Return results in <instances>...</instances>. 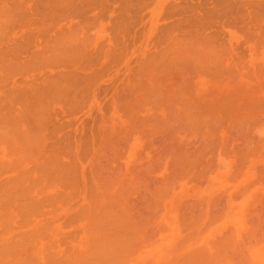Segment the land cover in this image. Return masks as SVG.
<instances>
[{"label": "rangeland", "instance_id": "1", "mask_svg": "<svg viewBox=\"0 0 264 264\" xmlns=\"http://www.w3.org/2000/svg\"><path fill=\"white\" fill-rule=\"evenodd\" d=\"M7 2L6 3H9L8 4V7H12V9H10L9 8V10H8V15H10V19H9V21L11 22V25H10V23H9V25L11 26V27H13V25H12V22L14 21L16 24H15V28L14 29H16V30H14L13 28H11L10 29V26H9V30L7 29V27H6V33H7V30H8V32L9 31H11V32H13V33H11L13 36H17V39L14 37V39H15V41L12 39L13 38V36H11L10 37V35L9 36H6L5 38L7 39V37H8V41L6 40V42H8V44L10 45H12V46H9L8 44H6L7 46H5V44H0V49H1V51L3 50V51H6V50H9V49H11V48H15V51H14V49H12L13 50V52H12V50H10V51H8V52H4V53H2V54H0V56L1 55H3L4 57H2V59L3 58H6L5 56H7V57H9V58H6V60H10L11 58H12V60H13V58H15L14 56H16V58L11 62V60L9 61L8 60V62L9 63H7V61H5V60H3V67H5L6 66V64H8V65H12V63H15L14 65L15 66H19V65H21V64H23V62L25 63V65H21V66H19L18 68L17 67H15V66H13V69H12V67H10V66H8V67H10V70L12 69L13 70V72L12 73H10V72H8L9 74H7L9 77H10V80L12 81V82H10V81H5V83H7L8 82V84L10 85H8L9 87H6V84H4V88H6V89H8L7 91H8V93L10 92V91H13V93L12 92H10V93H12L13 95H15V94H17V91H18V94L16 95L17 97H20V98H18L17 99V102H21L20 100H23V97H25L26 95L27 96H30L28 93V89H30L29 88V86H30V84H32L33 82H35L36 80H38L37 81V83L39 82V83H42L41 85H44V84H46L47 85V83H49L52 79H56V81H58V80H61V79H63L65 76L67 77L68 75H66L67 73L69 74H72V75H74V76H76V77H72L73 78V80H75V79H78L79 81H77L78 82V84H80L79 86L80 87H82L83 85L82 84H88V86H86V90H87V92H88V89H87V87H90V89H91V93L90 92H88L89 94H90V96H89V98L90 99H88V102L87 101H85L87 98H85V97H83V99H85V100H83V105H82V101L81 100H79L80 99V97H79V94L80 95H83V96H85V95H87V92H85V94H84V91H85V88H84V90H83V88L82 89H79V90H82V92L80 91V93H79V91H78V88H79V86L77 85H74L75 83H73V82H75V81H71V83L74 85H72L71 87H72V89L71 88H67V87H70L69 85L71 84H69V85H67V87H66V85H65V83L67 82V81H63L64 82V85H65V87L67 88V90L69 89V90H71V91H69V92H71V95H70V93L69 92H65V91H67L66 90V88H64L63 87V85L60 83L59 85H61L60 87L63 89L64 88V90L65 91H63L64 93H66V94H68V95H70V96H68L69 98H72V96H73V99H72V102L73 103H75V105H81L80 106V108H79V110H78V108L76 109V107L77 106H74L75 107V110H73V106H71V109H70V107L68 106V105H65L66 104V101H65V103H64V101H63V99L61 100V101H63V102H60V100L59 101H57L58 99L57 98H62V96L64 95L63 93V95L61 96L60 94V96L59 97H57L58 95H56L55 97H56V102H60V104L61 103H63V105L61 104V106L59 107V105H58V103H57V105H56V103L55 102H53V101H51V100H49L50 102H52V103H49L50 104V106L48 107V112H46V113H50L49 111H51V114L49 115V117L50 118H53V119H51V121H49V120H47V122H51L50 124L51 125H47L48 127H46V125H45V127H46V129H47V132L46 133H44V135H45V137H43V139H46L47 141L46 142H44L43 140V145H42V147H40L41 149H43L44 148V146L45 145H47L46 143L47 142H49V141H51L52 143H50V144H52V145H50L51 146V148L52 147H54V148H56L55 146H65L64 144H66L65 142H64V138H65V140H67V138H71L73 141L72 142H70V144L71 143H76L77 144V146H76V144H72L71 146H73V145H75V146H73V147H71V148H73L72 149V151H77L78 153H79V151H80V149H82V150H85V153L86 152H88V153H86V154H88L89 155V151H86V148L85 147H87V146H83V144H86L85 142H84V140H86V142H87V144L88 145H90V147L88 146L87 148H90V149H92L93 151H95V152H97V149H100V148H102L104 145H103V139H104V137H106L107 135H108V131H109V128H110V131H112V129L113 130H115L116 128H117V126H113L114 128H112V122H110L109 120L110 119H112V121H113V125L115 124V125H118V127L119 128H117L116 129V131H115V133H114V131H112L113 133H111L112 135H117L118 137H121L122 138V135H123V137H125V142H127L126 141V137H127V135L128 136H130V138H131V140H132V138H133V142L130 140L129 142H127L128 144H129V147L128 148H125V144H124V147H123V143H125L124 141H122L123 139H121V138H118V139H120L121 141V143L122 144H119V140L117 139V138H114V141H112L111 140V136H110V134H109V136L111 137H106L105 139H104V141H106V140H108L109 139V141H106L107 143L109 142L110 143V140H111V142H113V143H111V144H114V142H115V139L116 140H118V141H116L115 142V145L117 146L118 144H119V147L120 148H116L114 145H113V147H115L116 149H114L110 144L108 145L106 142V144H105V146L106 147H110V149L108 148H106L105 146V152H104V149L102 148V150H103V153H106V154H108V156H116V154H119V156L121 155V156H123V157H121V158H118L119 156H116V159L115 160H121L122 162H124V164H123V169H122V171H123V173L126 175V177H127V175H129L130 174V176H131V174L132 173H130V172H128L127 170H125V169H128L129 171H132V169L134 168V170L136 169V172H138L137 171V169L138 168H141V169H143V167H146V165L148 164L149 165V163L148 162H146V161H149V160H153V159H155L156 160V156H157V154L159 155V154H161L160 156H165L164 155V153L166 154L167 153V151L168 150H170L169 148L171 147V149H172V146H170V144L168 145V147H167V145H166V143L168 142H166V139H168L169 141H170V139L169 138H173V134H174V132L175 131H177V127H178V129H180L179 127H181V128H183V130H185L186 131V133H185V131L183 132V133H185L186 135V137L185 136H183L184 134H181V132L179 133V134H181V135H179V134H177L176 132V135H175V137L174 138H176V136L177 135H179L180 136V138H179V136H177L178 137V140L181 142V140H183V138L184 139H186L187 141L186 142H188V148L185 146V148H187V149H191V151H195L194 153L193 152H189L188 153V151H187V153L186 154H191V156H192V158H190L191 160L192 159H194L195 158V162L196 161H199V159H200V161H205V162H203L204 163V166L206 165L205 163L207 162V161H209V156H214L212 159L214 160V162L215 163H210L209 164V166H207L206 165V168L207 167H209V168H207L206 169V171H209L208 173L205 171V173L208 175H206V174H204V170H205V168L204 169H202L201 168V166L203 165L200 161L199 162H196V164L197 165H199V166H196V164H194L195 165V167L197 168V169H193L194 168V165H193V160H192V163L190 162H188V163H186L185 165V170H187L188 172L190 171V170H193L194 172H197L198 173V169H200V171L202 170V172H203V174H201V176L199 175V173H198V175L195 177L194 175L195 174H197V173H193V175H191V174H189L190 176H188V172L187 171H185V173L187 172V176L184 178V180L186 181V178H187V180H188V177L189 178H192V181H190V180H188L187 182L188 183H186L185 185H186V189H185V187H183L182 188V194H178V193H180V191L177 193L178 195V198L176 199V198H174L173 199V201H175V200H177V202L175 201V202H173V203H178V205L179 206H183L182 207V209L183 208H185L186 209V207H187V204H189L190 205V202H191V204L193 203V202H195L196 200H199L200 199V203H203L204 202V200H206L207 198H205L204 200H203V202H201L202 200V193H204L205 195H207V196H211V198H212V200H214L213 201V203H212V200H210V198L208 199V202H209V200H210V202L212 203L211 204V206L210 205H208V204H206V201L204 202L206 205H208L209 207H210V210L212 211L213 210V212L215 211H217L218 209H220V207H221V209H222V207L224 206V204L226 205V202H227V198H229V196H231V191H232V193H234L236 190V192H237V194H239L240 193V191L242 190L241 188H240V186L242 187H244L245 185H246V183H247V186H251V184H252V182L251 183H249L248 184V182H249V180H250V177H251V179H253L254 178V182H257V185H259V184H261L262 183V185H261V189H262V187L264 188V182H261V180H262V177H263V173H264V159H263V156H264V152H262V151H264V115H262L263 114V112H264V109H263V107H264V60H263V58H264V49H261L260 47H259V52L260 53H258V51H256V49H258V46L260 45V44H258L259 43V41L257 42V46L255 45V46H253L254 44L252 43V42H255L256 40H259V37H262V30H263V32H264V0H77L76 2L77 3H74L75 2V0L73 1H71L72 3H70L69 4V6H68V4H66V5H64V3L65 2H67V0L63 3V1L60 3V0H6ZM79 1L81 2V3H79ZM2 2H4V0H0V3H2ZM48 2H50V3H48ZM83 2H85V3H83ZM11 3H14V4H16L17 5V3H18V5L20 4V6H15L14 4H13V6H12V4ZM79 3V4H78ZM11 4V5H10ZM74 4H76V5H79V7H77L76 5H74ZM82 4H84V5H82ZM82 6V8H81V6ZM228 5H230L231 7H232V5L234 6V7H236V9H234V7L233 8H231L230 6H228ZM13 7H14V10H13ZM21 7V8H20ZM77 7V8H76ZM225 8V9H224ZM229 8H231V9H229ZM223 9H224V12H225V14L223 13ZM234 9V10H233ZM14 12H13V11ZM17 12V13H16ZM21 14V15H20ZM227 14V15H226ZM20 15V16H19ZM22 17V18H21ZM26 17L28 18V19H26ZM7 18H8V16H7ZM8 21V20H7ZM14 22H13V24H14ZM34 22V23H33ZM37 23V25H36V23ZM43 22V23H42ZM44 22H45V25H44ZM46 23L48 24V28H46ZM7 24H8V22H7ZM31 24H33V25H31ZM35 24V25H34ZM40 24H41V26L42 25H44V27H43V29H42V27H39L40 26ZM51 25V28H50V25ZM93 24H95V26L93 27ZM20 26V27H19ZM22 26V27H21ZM36 26H38V27H36ZM84 26H86V27H84ZM33 27L35 28V29H38L37 30V32H36V30L34 31L33 30ZM53 27V28H52ZM78 27H81V28H78ZM18 28H20V29H18ZM40 28H41V30H40ZM45 28V29H44ZM68 28L70 29L69 31H68V33L66 32V30H68ZM73 28H74V31H76V34L74 33V31H73ZM84 28H86V29H84ZM23 29V30H22ZM51 29H53V31L51 30ZM55 29L56 30H59V34H61L62 35V32L60 33V30H63V36H64V30H65V32L67 33V34H70V31H71V33H73V34H75L76 36H78L77 34H80L83 30H87L88 32H90V34L87 32V34L83 31L82 33H81V36H82V38L81 37H78V38H80V39H78L77 41L78 42H80L79 44H77V46H74V44H73V49H75V47H77V49H80V50H77V49H75L76 51L75 52H73L74 50H72L71 48V46H70V50L69 51H71L70 52V54H68L69 53V51L67 52V51H61L59 48V51H61V53L58 51V53H55L54 54V56L57 54L58 56H59V54H62V52H67V55H69L68 57H67V55L66 56H64V57H62L61 55L59 56V59L60 60H58V61H54L53 62V60L52 61H48L49 63H50V67H48L49 65V63L48 62H46V63H48V64H45L44 63V65H43V63L41 62V61H43L44 62V58L43 59H41L43 56H42V53H49V52H52V53H49V54H44V55H46V56H48V58L50 57L51 59L53 58V56L51 57V55L50 54H53V48L51 49L50 48V44H52V43H58L59 41H61V37H60V39H59V37L58 36H60V35H58L57 34V32L58 31H55ZM75 29H77L78 30V32H77V30H75ZM97 29V30H96ZM18 30L21 32V33H23V34H21L20 32H18ZM44 32H43V31ZM48 30H50V31H48ZM41 31V32H40ZM80 31V32H79ZM92 31V32H91ZM43 32V33H42ZM48 33V36L46 35L47 33ZM55 32H56V34H55ZM94 32V34H91V33H93ZM16 33V34H15ZM26 33H27V36H26ZM36 33V34H35ZM37 33H39V34H37ZM57 35V37H58V39H57V37L56 38H54L55 37V35ZM9 33H7V35H8ZM19 34H21L20 35V37H19ZM25 34V35H24ZM89 34V35H88ZM258 34H260V35H258ZM29 35V36H28ZM36 35H37V37H36ZM51 35H54V36H52L51 37ZM71 35V34H70ZM75 35H73L74 37H75V41H76V39H77V37L75 36ZM88 35V36H87ZM91 35H92V37H93V39L91 38ZM94 35V36H93ZM169 35V36H168ZM170 35H175V41H176V39H177V41H178V39H180V40H182V41H184V39H186L187 37H189V36H193V37H197L196 39L197 40H205V41H207L208 43L210 42V44H205V45H207V46H205V45H203L204 46V48L206 47V49L208 50H206V49H203L202 50V47L203 46H201V48L199 47V49L200 50H198V49H196L195 50V48H194V46L192 47H190V51L187 49V48H189L188 46L187 47H184V49L186 48V52L185 51H183V49L181 50L183 53L185 52V54H187L188 52L190 53L191 51H192V49H194V52L195 51H199V54H198V52H196L197 53V55H196V53H194L193 51H192V53L193 54H191V56H193V57H191V56H188V55H190V54H188V55H183L182 53H181V55H180V51H177V50H179V48L180 47H183L182 46V44H180V47H179V45H178V47H174V48H177V50L176 51H172V50H174V48H172L173 47V45H172V47L170 46V44H172V42L170 41L171 39L172 40H174L172 37H174V36H170ZM3 36V35H2ZM33 36H34V41H33ZM66 36V35H65ZM64 36V37H65ZM68 36V35H67ZM89 36H90V38H89ZM264 36V35H263ZM26 37H28V38H26ZM48 39V40H46V38ZM49 37H51L53 40H55V41H53V42H51V43H49L50 41H51V39L49 38ZM70 37V36H69ZM83 37L85 38V37H88V38H85V40L83 41V40H81V39H83ZM5 38H1L0 37V40L2 39V41L5 39ZM19 38H20V40H19ZM25 40H24V39ZM43 38V43L41 44L40 42H42V39ZM73 38V37H72ZM169 38H171V39H169ZM184 38V39H183ZM262 38H264V37H262ZM12 39V40H11ZM28 41H27V40ZM50 39V40H49ZM56 39H57V41H56ZM92 39V40H91ZM169 41H168V40ZM261 39V38H260ZM12 42H11V41ZM19 40V41H18ZM64 40H65V38H64ZM67 40H68V37H67V39H66V41L65 42H67ZM81 40V41H80ZM5 41V40H4ZM3 41V42H4ZM13 41H14V43H13ZM33 41V42H32ZM46 41H48V42H46ZM62 41H63V38H62ZM1 42V41H0ZM3 42H1V43H3ZM6 42H4V43H6ZM10 42V43H9ZM18 43V46H17V43ZM21 42V43H20ZM25 42V43H24ZM77 42V43H78ZM82 42H84L83 44H82ZM171 42V43H170ZM19 43H20V45H19ZM31 43H32V45L33 46H31ZM39 43V44H38ZM48 43H49V45H48ZM63 43V42H62ZM72 43V42H71ZM73 43H74V40H73ZM170 43V44H169ZM15 46H14V45ZM26 45V46H22V45ZM66 44V43H65ZM70 44V43H69ZM80 44H82V47L83 46H86V47H84V48H82L81 46H80ZM167 44L169 45V46H167ZM222 44H223V46H222ZM36 45V46H35ZM75 45H76V43H75ZM78 45H79V47H78ZM209 45H210V47H209ZM3 46H5V48H3ZM10 48H9V47ZM21 46H22V49H23V51H21ZM52 46V45H51ZM53 46H54V44H53ZM186 46V45H185ZM212 46V47H211ZM221 46V47H220ZM7 47V48H6ZM27 47V49H26V51H25V48ZM55 47H56V45H55ZM224 47V48H223ZM253 47L255 48L254 50L256 51H254L253 50ZM257 47V48H256ZM19 48V49H18ZM29 48H30V50L33 48V50H32V52L31 51H29ZM67 48H69V47H67ZM82 48V49H81ZM170 48V49H169ZM171 48H172V50H171ZM210 48V49H209ZM250 48V49H249ZM6 49V50H5ZM44 49H46V50H44ZM51 49V50H50ZM84 49H86V50H84ZM213 49V50H212ZM220 49V50H219ZM17 50H19V51H17ZM50 50V51H49ZM81 50H84V51H86V55H88V56H86L84 53H82V54H84V55H81V56H86V57H80V52H84V51H81ZM169 50L171 51V52H169ZM188 50V51H187ZM205 50V51H204ZM215 50V52H213L212 53V51H214ZM222 50L224 51L225 50V53L223 54V52H222ZM253 50V51H252ZM1 51H0V53H1ZM2 51V52H3ZM27 51H28V54H27ZM34 51V52H33ZM79 51V52H78ZM216 51H218V53L217 54H219L220 52H222V55L223 56H225V57H221L222 58V60L223 59H225V60H223L222 61V64L220 65V64H218L217 65V63L216 62H218V63H220L221 62V60H220V62H219V59H220V57L219 56H221V54H219L218 56L216 55ZM11 52V53H10ZM21 53L19 56H17L16 54H18V53ZM25 52V53H24ZM31 52V53H30ZM57 52V51H56ZM76 52H78L77 53V55L75 54V56L76 57H78L77 59H75L76 57L75 56H72V55H74V53H76ZM173 52H175V53H173ZM202 53V55H203V58H202V55H200L201 53ZM204 52H206V53H208V54H204ZM210 52V53H209ZM251 52H252V54L254 55V54H256V56L254 55H252L251 54ZM10 53V54H9ZM24 55H23V54ZM39 54V55H37V54ZM71 53H73L72 55H71ZM109 53V54H108ZM170 53V54H169ZM178 53V54H177ZM262 53V54H261ZM12 54H13V56H12ZM25 54H26V56H30V54H31V58H30V60H34V58L35 57H40V54H41V58L39 59L40 60V62L41 63H39L38 64V62H36V63H33V65H30V67H29V65H28V62L26 61V60H28V61H30L29 59H27L28 57H24L25 56ZM34 54H36V56H34ZM108 56H107V55ZM156 54V55H155ZM178 55L177 57L175 56V55ZM196 56H195V55ZM210 54H213L212 56H214V55H216V57H218V61H216L215 62V57H211V55ZM261 54V55H260ZM50 55V56H49ZM56 55V56H57ZM71 55V56H70ZM79 55V56H78ZM104 55H106V56H104ZM173 55H174V57H173ZM209 56L208 58L209 59H205L206 57L205 56ZM10 56H11V58H10ZM32 56H34L33 57V59H32ZM56 56L54 57V59H56ZM181 56V57H180ZM184 58H183V57ZM195 56V57H194ZM199 56H201L200 58H198ZM21 57H24V59L22 58V59H20ZM70 57H72V58H70ZM73 57H75L74 59H73ZM79 57H80V59H81V62H79L80 61V59H79ZM180 57V58H179ZM187 57V58H186ZM188 57L190 58V59H188ZM227 57L229 58L228 60H227ZM245 57H246V59H245ZM17 58H19V59H17ZM68 58H70L69 60L71 61H67L68 60ZM83 58V59H82ZM89 58V59H88ZM154 59V58H162V60H163V62L161 63V65H162V67L161 66H159V74L156 76V77H158V79H156V77L154 76V73H155V75H156V70H152L153 68L154 69H157V68H155V67H153L154 66V64H152L151 62H154V61H151L150 62V60L149 59ZM186 58V59H185ZM191 58H193V59H191ZM198 58V59H197ZM211 58H213L212 60H211ZM235 58V59H234ZM236 58H241V59H243L242 61H241V59H238V60H240L241 62H240V64H237V63H239V62H235L234 60H236L237 61V59ZM1 59V58H0ZM2 59L0 60V61H2ZM16 59H17V61H20L21 63H17V61H16ZM47 59V57L45 58V60ZM50 59V60H51ZM58 59V58H57ZM62 59H64L65 61H66V63L64 62V60L63 61H61ZM67 59V60H66ZM88 59V60H87ZM181 60V59H183V61L185 62V63H183V61L181 60L179 63H178V61L177 60ZM190 61H188V60ZM202 60V59H205V60H208V61H205V60H203L202 62L201 61H199V60ZM232 59H234V60H232ZM23 62H22V61ZM48 60V59H47ZM46 60V61H47ZM72 60H75V61H72ZM84 60V61H83ZM88 61V63H87V61ZM187 62H186V61ZM191 60H193V61H191ZM210 60V61H209ZM214 60V61H213ZM216 60H217V58H216ZM231 60H232V63H230L231 62ZM6 62V64H5V62ZM36 61H38V60H36ZM79 62V64H77L78 62ZM198 62L197 64H195V62ZM226 61H227V64H226ZM228 61H230V62H228ZM234 61V62H233ZM10 62H11V64H10ZM33 62H35V61H33ZM59 62L61 63V62H63V64L61 65V66H57V68H55L56 67V65H58L59 64ZM68 62V63H67ZM147 64H146V63ZM149 62H150V64H152L153 66V68L151 67L150 68V70L148 71L149 73H150V75L148 76V72H147V67L145 66V65H148L149 64ZM211 63V65H210V63ZM213 62V63H212ZM1 63V62H0ZM32 63V62H31ZM31 63H29V64H31ZM55 63V64H54ZM58 63V64H57ZM65 63V64H64ZM86 63V64H85ZM193 63V64H192ZM205 65H204V64ZM229 63V64H228ZM233 63H236L237 64V66L236 65H234ZM2 64H0V67L2 68ZM5 64V65H4ZM16 64H18V65H16ZM34 64H35V66H37V64H38V67L36 68L35 66H34ZM41 64V65H40ZM55 65L54 66V68H52L53 66L52 65ZM70 66H69V65ZM75 64V65H74ZM184 64H185V66H184ZM188 64V65H187ZM199 64V65H198ZM202 64H203V66H202ZM28 66V67H26L27 69H25V66ZM45 65H47V66H45ZM65 65V66H64ZM67 65V66H66ZM71 65H73V66H71ZM78 65V66H77ZM83 65V66H82ZM90 67V68H88V69H86L85 67H88V66ZM160 65V64H159ZM164 65V66H163ZM183 65V66H182ZM192 65H196V67L195 66H192ZM201 65V66H200ZM215 65H216V67H215ZM222 65H223V67H222ZM6 66V67H7ZM32 66V67H31ZM40 66V67H39ZM65 67V68H63V67ZM80 66V67H79ZM85 66V67H84ZM148 66H150V65H148ZM189 66H191V68L189 67ZM201 68H200V67ZM211 66H213V67H211ZM239 66V67H238ZM15 67V68H14ZM35 67V68H34ZM42 67H44L43 69H42ZM66 67H70V71L69 70H67L66 69ZM75 67H77V68H75ZM85 68V69H81V68ZM142 67H143V70H144V67H145V70H146V73H145V70H144V72H141V71H143L142 70ZM164 67V73H162V72H160V71H163V70H161V68H163ZM204 67V68H203ZM237 67L240 69H238L237 70ZM262 67V68H261ZM0 68V69H1ZM17 68V71L15 70ZM22 68H24L25 70H21ZM30 68V69H29ZM32 68H33V70H32ZM48 68V69H47ZM73 68L75 69V70H73ZM195 68V69H194ZM203 68V69H202ZM224 68V69H223ZM52 69V70H51ZM60 69V70H59ZM69 69V68H68ZM71 69L73 70V71H71ZM149 69V68H148ZM198 69V70H197ZM209 69V70H208ZM11 70V71H12ZM15 70V71H14ZM26 70H29L28 72L26 71ZM58 70V71H57ZM64 70H66V71H64ZM82 70V71H81ZM91 70V71H90ZM93 70V71H92ZM201 70V71H200ZM204 70L206 71V72H204ZM263 70V71H262ZM23 71H26L27 73H23L22 74V72ZM60 71V72H59ZM75 71H77V72H75ZM81 71V72H80ZM138 71V72H137ZM154 71H156V72H154ZM197 71H199V72H197ZM210 71V73H208ZM223 71V72H222ZM19 72H21V75H20V73ZM42 72V73H41ZM57 72H59V73H57ZM65 72V73H64ZM67 72V73H66ZM75 72V73H74ZM79 72V73H78ZM90 74V72H92V75L90 74H88V73ZM213 72V73H212ZM217 72V73H216ZM236 72H237V74H236ZM250 72V73H249ZM16 73V74H15ZM19 74V77L21 76H23L22 78H18V74ZM74 73V74H73ZM161 73V74H160ZM25 74L26 75H28V76H25ZM42 74V75H41ZM45 74V75H44ZM58 74V75H57ZM82 74V77L80 76ZM135 74V75H134ZM141 74H143V76L144 77H146V78H144L142 75V77L141 78H139L140 77V75ZM152 74H153V76L154 77H152ZM200 74V75H199ZM240 74V75H239ZM16 75V76H15ZM44 75V76H43ZM72 75H70V76H72ZM78 75V76H77ZM86 75H88V76H86ZM213 75V76H212ZM246 75V76H245ZM249 75V76H248ZM11 76H12V78H11ZM36 76V77H35ZM49 77L51 80H49L48 82L47 81H45V82H47V83H44L43 84V82H41V81H43L44 79L42 78V77ZM69 76V77H70ZM84 76V77H83ZM94 76V77H93ZM130 76V77H129ZM134 76V77H133ZM153 78H151V77ZM221 76V77H220ZM244 76V77H243ZM9 77L7 78L8 80H9ZM33 77H35V78H33ZM60 77V79H58ZM88 77V79L86 80V78ZM161 77V78H160ZM42 78V79H41ZM75 78V79H74ZM80 78H85V82L81 79L80 80ZM135 79V81H132V79ZM136 78H138V80L137 81H140L139 83H137L136 82ZM150 78V79H149ZM155 78V79H154ZM41 79V80H40ZM92 79H95V80H92ZM133 79V80H134ZM141 79H142V82H141ZM15 80V81H14ZM48 80V79H47ZM54 80H52V81H54ZM146 80V81H145ZM156 80H159V81H157L156 82ZM14 81V82H13ZM87 81H88V83H87ZM92 81V82H91ZM96 83H95V82ZM154 81V82H153ZM176 81H179V82H176ZM183 81V82H182ZM10 82V83H9ZM16 82V83H15ZM62 82V83H63ZM76 82V83H77ZM90 82L91 83H93L94 82V84L91 86V84H90ZM130 82H132L133 84H134V82L136 83V84H140L139 86H138V88L135 86V89H131V86L129 87L128 86V84H132V83H130ZM156 82V83H155ZM38 83V84H39ZM146 83H149V84H146ZM152 83V84H151ZM172 83V84H171ZM177 83V85L178 86H176L175 84ZM178 83H180V85L178 84ZM11 84L14 86L15 84L16 85H18V88H17V86H15L14 88H12V90H11ZM132 84V85H133ZM28 85V86H27ZM35 86H36V82H35V84H34ZM41 85H39V87L41 86ZM90 85V86H89ZM151 85H155L154 86V89L152 88L153 86H150ZM173 85H175V86H173ZM182 85V86H181ZM12 86V87H13ZM32 86H33V84H32ZM32 86H30V87H32ZM34 86V87H35ZM77 87V93H78V98H77V96H76V87ZM128 86V87H127ZM180 86V87H179ZM3 87V86H2ZM1 87V88H2ZM33 87V88H34ZM38 87V88H39ZM45 87V86H44ZM47 87H48V85H47ZM74 87V88H73ZM94 87V88H93ZM123 87V88H122ZM133 87H134V85H133ZM157 87V88H156ZM158 87L161 89V90H159L158 89ZM43 88V86L42 87H40V89H42ZM61 88H60V91H62L61 90ZM141 89V91H140V89ZM178 88H180V90L178 89ZM182 88V89H181ZM6 89L3 91V88L2 89H0V91L2 90L3 92H4V94L7 92L6 91ZM14 89V90H13ZM15 89H16V93H14L15 92ZM47 89V88H46ZM143 89H144V92L145 91H147V92H143ZM155 92V90L157 91V92H163L162 94V96L160 95V93H154V92H152V90ZM158 89V90H157ZM165 89V90H164ZM171 89H172V92H174V90L176 91H178V93L176 94L175 92H174V94L171 92ZM26 90V91H25ZM44 90H45V88H44ZM168 90H169V92H168ZM183 90V91H182ZM259 90V91H258ZM263 90V91H262ZM75 93H74V92ZM130 91V92H129ZM2 92V93H3ZM28 92V93H27ZM93 92V93H92ZM138 94H137V93ZM229 92V93H228ZM236 92H238V93H236ZM1 92H0V94H2ZM8 93H6L5 94V96L7 97V98H5V99H8V100H5L4 101V103L7 101H9L10 102V100H9V98L11 99V103H13L14 102V105H17V104H19V103H17V102H15L16 101V99H14V97L15 96H13L12 94V97L13 98H11V97H9V94ZM27 93V94H26ZM82 93V94H81ZM141 93H142V95H141ZM154 93V95H152ZM167 93H169V94H167ZM172 93V94H171ZM182 93V94H181ZM4 94H2V96L4 95ZM8 94V95H7ZM19 94L21 95V96H19ZM155 94H157L158 95V98H159V95H160V97H162L163 98V101L164 102H160L159 101V103H161L162 104V106H163V104L166 102V101H169V98H173L172 100L174 101V102H176L177 100V102L180 104V101H182V104H183V102L184 101H189V103H188V105L189 106H187L188 107V110H189V108H190V111L192 110L193 112H194V114H193V112L191 111V113H190V111H188V110H185V111H187V112H185V113H188L189 112V115H196L197 114V116H198V113H200L199 114V117L201 116L202 117V115H207L208 117H207V120H210V122H211V124H208V123H210V122H208V121H203V122H205L204 124H203V122H202V120L201 121H198V124L200 123V125L201 124H203L202 125V128L203 129H205V130H207L209 127L211 128V126L213 127L214 126V124H215V127L218 125V124H220L219 126L220 127H218V129H220L219 130V132H217V134H218V136L220 137V140H219V137L218 136H216V137H218L217 138V141H216V137L214 138V134H213V138H212V140H210L209 138H206L207 140H206V142H207V144H208V142H209V140L211 141V142H213L214 143V146H215V153H213V152H210L209 153V151H208V153H207V150L209 149L210 150V145H207L206 146V148H208L207 150H205L204 151V149H206V148H204L205 147V145H204V147H203V145H202V149H203V151L204 152H202V149L201 150H199V152H198V149H200V145H201V143H204V142H202L201 140H203V141H205L204 139V135H206V134H202V136L199 134V135H197V134H195L196 133V131H193L192 130V128H188V127H190V126H195V124L193 125V123L191 122V123H189L190 122V116H189V119L187 118V120H189V122H188V124L187 125H189L188 127L186 126V122H185V125H184V123L182 124V122H184V119H183V121H180V120H178L179 121V123L178 122H176L175 123V121L172 119V121L171 120H168V121H170V122H167V120L166 119H164V117H163V115L165 114V111H167V110H170V111H167V117H168V119H171V115H169V113L171 112L172 114L174 113V112H172L173 110H174V108H179V112H177L176 111V114L177 113H179L180 114V111H181V113L183 112L181 109L182 108H180L179 106L181 105H179L178 103H174L175 104V107H174V105L172 104H169L171 101H169V102H167L168 103V105L165 103V105H167V107L165 106H163V109H162V106H161V108H159L160 107V105H158V103L157 104H155L154 106H155V111L157 110V107H158V110H157V112L155 113V111H153V110H151V113H150V109L151 108H153L150 104L151 103H149L148 105L149 106H151V108L148 106V105H146V104H144V103H141L142 102V99H143V97L144 98H146V99H150L151 97V100L152 99H154V100H152L153 102H155L156 100V98H154V96H156L157 97V95H155ZM167 94V95H166ZM180 94H181V96H180ZM238 94H239V96H238ZM257 94V95H256ZM261 94V95H260ZM10 95V96H11ZM145 95V96H144ZM148 95L150 96V97H148ZM171 95V96H170ZM173 95V96H172ZM175 95H177L176 97H174ZM178 95H179V98H178ZM237 95V96H236ZM250 95V96H249ZM2 96H0V97H2ZM66 96V97H67ZM88 96V95H87ZM86 96V97H87ZM122 96V97H121ZM133 96V97H132ZM143 96V97H142ZM164 96V97H163ZM170 96V97H169ZM228 96V97H227ZM253 96H254V98H253ZM9 97V98H8ZM74 97H75V99L77 98V102H79L78 104L76 103V102H74ZM182 97V98H181ZM230 97V98H229ZM232 97V98H231ZM3 98V97H2ZM2 98L0 99V101L2 100ZM60 98V99H61ZM174 98H176V99H174ZM224 98H225V101H224ZM13 99V100H12ZM20 99V100H19ZM65 99H67V98H65V95H64V100ZM81 99H82V97H81ZM122 101V103L120 104L119 103V101L120 100ZM165 99V100H164ZM181 99H186V100H181ZM191 99V100H190ZM227 99H229L228 101H230V99H231V102H234V104L236 105V103L238 102H241V104L242 103H246L245 105H244V107L241 105V104H238V105H240V106H235L234 105V107H239V108H241V110L244 108V110H242L240 113H241V115H240V113L238 114V110L240 111V109H236L235 108V111L237 112L236 113V115L232 112V114H234V116H235V118L233 119L232 117H234L233 115H230V116H228V117H226L227 115H229L228 113H230L231 114V112H228L227 113V111H226V113L224 114V110H226L227 108L229 109V107H227L226 105V101H227ZM238 99V100H237ZM243 99V100H242ZM251 99V100H250ZM52 100H55V98L53 99V97H52ZM68 100V99H67ZM70 101H71V99H69ZM92 100V101H91ZM135 101L136 100V103H138L139 105H138V107H140V108H142V110H143V106H144V108L146 109H144V111L146 112V113H144L141 109H139L138 107V112L140 111H142V113H135L136 112V109H135V106H137V104H135L134 102H133V108L135 109V112H133L134 114H137V115H139L140 117L139 118H137V120H136V115H134V114H132V111H134L133 110V108H132V111H130V109H131V107L129 106V101H130V104H131V101ZM150 100V101H151ZM157 100H161V99H157ZM171 100V99H170ZM176 100V101H175ZM234 100V101H233ZM258 100V101H257ZM47 101V105H48V100H46ZM45 101V102H46ZM84 101H85V103H84ZM120 101V102H121ZM128 101V102H127ZM145 101V100H144ZM151 101V102H152ZM2 102V101H1ZM6 102V103H7ZM124 102H125V104L126 103H128L127 105L130 107V109H129V111L130 112H128V109H126L127 108V105L125 106L124 105ZM148 102V101H147ZM157 102V101H156ZM226 102V103H225ZM17 103V104H16ZM111 103H112V105H111ZM113 103H114V105H115V107L113 108L112 106H113ZM146 103V102H145ZM187 103V102H186ZM46 104V103H45ZM44 104V105H45ZM53 104V105H52ZM67 104H69L70 105V102L68 101L67 102ZM72 104V103H71ZM120 104V105H119ZM123 104V105H122ZM140 104H143V105H141L140 106ZM178 104V105H177ZM55 105V106H54ZM65 105V106H64ZM74 105V104H73ZM107 105L109 106H111L110 108H109V111H108V108H107ZM135 105V106H134ZM187 105V104H186ZM185 105V106H186ZM228 105H230L229 103H228ZM233 105V104H232ZM231 105V106H232ZM254 105V106H253ZM66 106H68V109L70 110V111H68V109H67V107ZM78 106V107H79ZM123 106H125V108H124V110L126 109L127 110V112L126 111H124V110H122L123 108ZM173 106L174 108H171V107ZM178 106V107H177ZM226 106V107H225ZM246 106V107H245ZM249 106V107H248ZM52 107H54L53 109H52ZM56 107V108H55ZM63 107H66V110L63 108ZM119 107V108H118ZM128 107V108H129ZM182 107V106H181ZM186 107V108H187ZM222 107H224V108H222ZM44 108H45V106H44ZM50 108V109H49ZM81 108H82V110H81ZM115 108H117L116 110H115ZM169 108V109H168ZM192 108V109H191ZM248 108V109H247ZM250 108H251V110H250ZM255 108H257V109H255ZM262 108V109H261ZM45 109H47V108H45ZM106 109H107V113H106V115H105V113H104V111L106 112ZM112 109H113V112L114 113H112ZM164 109H166V110H164ZM177 109H175V110H177ZM185 108H184V104H183V110H184ZM233 108L231 107L230 108V111L232 110ZM253 109V110H252ZM72 110V111H71ZM78 110V111H77ZM122 110V111H121ZM163 110V111H162ZM174 110V111H175ZM222 110L224 111V112H222ZM234 110V109H233ZM248 110H249V112H248ZM76 111V112H75ZM117 111V112H116ZM119 111V112H118ZM121 111V112H120ZM125 112V113H123V114H121L122 112ZM229 111V110H228ZM251 111V112H250ZM44 112H45V110H44ZM164 114H163V113ZM169 112V113H168ZM196 112H198V113H196ZM213 112H216V114H214ZM110 113H112L111 115H110ZM121 115H120V114ZM130 113L131 114V116H127L128 114ZM148 113V114H147ZM152 113H153V116H152ZM161 114L162 113V116H160V115H158V114ZM170 113V114H171ZM184 112L182 113V115L181 116H183V114L184 115H186ZM254 113V114H253ZM125 114V115H124ZM129 114V115H130ZM147 114V115H146ZM150 114H151V116L152 117H155V115H156V117L157 116H159V117H162V118H159V120L161 119L162 120V122L161 121H159L158 120V123L157 124H159V123H162L161 125H163V126H165L164 128H163V126L161 127V128H158L157 126H153L152 124V126L150 125H148V123L149 122H151L152 123V121H153V118L150 116ZM175 114V113H174ZM178 114V115H179ZM212 114L215 116V117H212ZM47 115V116H48ZM105 116V120H104V116ZM124 115V116H123ZM149 115V116H148ZM191 115V117H193ZM217 115V116H216ZM219 115H221V116H223V115H226L225 116V118H224V116H223V118H224V120H226V124L224 123V124H222V120H223V118L222 119H220L218 116ZM52 116V117H51ZM109 116V117H108ZM110 116H112V117H114L115 118V116H117L118 118H115L116 120H114L112 117H110ZM121 116V117H120ZM126 116V117H125ZM133 116H136V117H133ZM143 116L145 117V116H147L149 119H146L145 118V120H146V124H143V122L145 121V120H141V119H143ZM170 116V117H169ZM173 116V115H172ZM203 116V117H204ZM220 116V117H221ZM254 116H256V117H254ZM48 117V118H49ZM106 117H108V120H107V118ZM122 119V120H120V118ZM127 117H129V119H132L133 118V120H135V122L137 123V125H138V123H139V125H140V127H139V125H138V129L139 130H137L138 131V134L140 135H138L137 134V131H136V126H134V125H131V123L129 122V119L127 118ZM132 117V118H131ZM174 117V116H173ZM178 117V116H177ZM201 117L198 119V120H200L201 119ZM259 117V118H258ZM101 118H103V120L101 119ZM125 118V119H124ZM182 117H180L179 119H181ZM183 118H185V117H183ZM195 118H196V116H195ZM214 118V119H213ZM215 118H217L216 120H215ZM239 118H240V120H241V122H243V123H239L240 121H239ZM254 118V119H253ZM120 121H119V120ZM157 119V118H156ZM156 119H154V121L156 120ZM178 119V118H177ZM197 119V118H196ZM204 119H205V117H204ZM203 119V120H204ZM227 119H229V120H227ZM231 119V120H230ZM46 120L44 121V122H46ZM101 120L103 121L102 123H103V125H106L105 127L108 129V131L106 132L107 134H105V131H106V129L104 130L103 128H105V127H102L103 125H101L102 123H101ZM125 120H127L129 123H127V121H125ZM133 120H131L134 124H136ZM149 120V121H148ZM182 120V119H181ZM215 120V121H214ZM219 120H221V121H219ZM233 120V121H232ZM238 120V121H237ZM255 120H256V123H255ZM98 121V122H97ZM100 121V122H99ZM105 121L107 122V121H109L110 123L109 124H107V123H105ZM118 121H119V123H118ZM139 121V122H138ZM157 121V120H156ZM156 121L155 122H153V123H156ZM191 121H194V117H193V120H191ZM235 122V123H237V124H234V127H232L233 125H232V122ZM46 122V123H47ZM172 122H173V125H174V123H175V125L173 126L174 127V129H173V127L170 129V127H168L170 124L169 123H171V125H172ZM218 122V123H217ZM227 122H228V124H227ZM244 122L246 123L245 125H244ZM31 124H33L32 122H30ZM52 123H53V125H52ZM95 123V124H94ZM98 123V124H97ZM121 123V124H120ZM165 125H164V124ZM178 123V125L179 126H177L176 124ZM196 123V122H195ZM206 123L209 125V127H208V125L206 126ZM256 124L255 126L256 127H253L254 125L253 124ZM257 123H258V125H257ZM99 124H100V126H99ZM119 124H120V126H119ZM190 124H192V125H190ZM197 124V123H196ZM213 124V125H212ZM239 124V125H238ZM44 125V124H43ZM54 125H56L57 126V128L54 126ZM109 125H111L110 127H109ZM122 125H124L123 127H125V128H123L122 127ZM143 125H145V126H143ZM181 125V126H180ZM183 125H184V127H183ZM204 125L206 126V127H204ZM211 125V126H210ZM221 125H222V127H221ZM223 125H224V127H223ZM236 125V126H235ZM251 125H253V126H251ZM53 128H52V127ZM108 126V127H107ZM132 126L134 127V128H132ZM146 126H148V128L149 127H151L152 129H150V130H152L151 132H148V134H145L144 136H148L147 137V139H146V141H145V139H144V141H143V139H142V137H141V133H143L142 131L144 130V127H145V129L147 128ZM197 126V125H196ZM195 126V127H196ZM199 126V125H198ZM197 126V127H198ZM227 126H229L228 128H227ZM232 128H231V127ZM244 126V127H243ZM246 126V127H245ZM248 126H250V128L248 127ZM50 127V128H49ZM55 127V128H54ZM95 127V128H94ZM100 127V128H99ZM121 127H122V129H121ZM127 127H128V129H127ZM157 128V129H159V130H165V128H166V131H165V133L167 132V134H168V138L167 137H164V136H166L167 134H165L162 130H161V132L158 130H154L153 131V128ZM159 127H160V124H159ZM195 127H193V128H195ZM227 129H226V128ZM238 127V128H237ZM252 127H253V130H252ZM262 129H261V128ZM61 128V129H60ZM99 128V129H98ZM147 128V129H148ZM154 128V129H155ZM201 127H199L197 130H199V129H202ZM209 128V129H210ZM214 128V127H213ZM213 128H211V129H213ZM222 128V129H221ZM242 128V129H241ZM243 128H244V130H246V131H244L243 130ZM255 128V129H254ZM46 129H45V131H46ZM53 129V132L51 131ZM55 129H57V131L55 132ZM102 131H101V130ZM120 129V131L119 132H117L118 130ZM126 129V130H125ZM140 129H142V131L140 132ZM147 129H146V131H147ZM196 129V128H195ZM210 129V130H211ZM224 129H225V131L227 130V132H226V134H225V131H224ZM228 129H231V130H228ZM232 129H237V131H236V133L232 130ZM51 131V134H48L49 133V131ZM58 130H59V132H58ZM103 130H104V136L102 135V133H103ZM124 130H125V132L126 133H123L124 132ZM149 130V131H150ZM171 130V131H170ZM182 130V129H181ZM215 130H217V128L215 129ZM222 130V131H221ZM64 131H66V132H64ZM127 131H128V133H130V134H128L127 133ZM200 131H202V130H200ZM204 131V130H203ZM208 131V130H207ZM213 131V130H212ZM221 131V132H220ZM242 133H241V132ZM65 133L66 134V136H63V137H61V134L62 133ZM133 132V133H132ZM170 132V133H169ZM199 132V131H198ZM209 132V131H208ZM208 132H205V133H208ZM223 132V133H222ZM233 133V134H231L232 136L230 137V133ZM243 132H245V133H243ZM52 133L54 134V135H52ZM63 133V134H64ZM119 133H121V134H119ZM201 133V132H200ZM213 133V132H212ZM47 134V135H46ZM60 134V135H59ZM95 134V135H94ZM119 134V135H118ZM134 134V135H133ZM144 134V133H143ZM165 134V135H164ZM211 134V132H209V134L208 135H210ZM216 134V133H215ZM224 134L226 135V137H227V139H228V137H230V139L231 138H233V139H229V141H226V138H225V140L224 141H222L223 139H224ZM70 135V136H69ZM72 135V136H71ZM137 135H138V137H139V140H138V138H137ZM164 135V136H163ZM195 135H197V136H195ZM208 135H206V137L208 136ZM223 135V136H222ZM227 135H229V136H227ZM243 135V136H242ZM245 135V136H244ZM49 136H50V139H47V138H49ZM61 137V139H60V137ZM103 138H102V137ZM131 136H133V137H131ZM171 136V137H170ZM204 136V137H203ZM210 136H212V135H210ZM209 136V137H210ZM238 136V137H237ZM59 138V139H57V138ZM135 137V138H134ZM202 139H201V138ZM250 138L249 140H250V142L251 141H256V140H259L260 141V145H259V142L258 141H256L255 142V147L257 146L256 144H257V142H258V145L259 146H257L258 147V149H257V147L255 148L254 146H253V148H254V153H255V151H257L258 150V153L256 152L255 154H256V156H258V158H260L261 157V155H263L260 159H258L256 156V158L258 159V161H257V159H253V160H248V161H246L244 164L247 166H249V169H250V171H249V174L251 175L250 177H249V179H247L245 182L244 181H242L241 183H239V184H236V185H234V186H231L230 188H228V190H227V188L225 187V185H226V183L228 184V182L226 181V179H227V177L230 179V180H232L231 181V183L234 181V179H233V175H235V176H239L240 177V175H238L239 174V172L238 171H236L237 169H238V167L239 168H241V165H239L238 167H235V164H241V162L239 161L240 159H238L237 158V156H236V154H239V153H237V152H242V151H244L245 150V148L244 147H246L247 145L246 144H248V140H247V138ZM253 137V138H252ZM256 137V138H255ZM102 138V139H101ZM166 138V139H165ZM174 138H173V140H174ZM204 138V139H203ZM211 138V137H210ZM223 138V139H222ZM245 138H246V140L248 141V142H246V143H243V141L245 142L246 140H245ZM82 139H83V141H82ZM90 139V141L88 142V140ZM92 139H93V141H92ZM94 139H95V142H94ZM128 139H129V137H128ZM164 140L165 141V145H163V143H162V149H161V142H163V141H161V140ZM255 139V140H254ZM49 140V141H48ZM70 140V139H69ZM77 140V141H76ZM173 140H171L170 141V143L173 141ZM175 140H177V138L175 139ZM177 140V145L179 144V141ZM220 141V143H219V141ZM234 140V141H233ZM54 141V142H53ZM58 141H60V143H61V141H62V143H63V145L61 144L60 145V143L58 142ZM68 141V140H67ZM82 141V142H81ZM91 141H92V143H91ZM99 141H101V143H102V145H100L99 146V148H97V149H94L95 147H97L98 145H99ZM242 141V142H241ZM57 142V143H56ZM94 142V143H93ZM205 142V143H206ZM224 142H227L226 143V145H227V149L228 150H226V148L224 147L225 145H224ZM41 143V144H42ZM44 143H45V145H44ZM80 143H81V145H82V148H80ZM83 143V144H82ZM100 143V144H101ZM118 143V144H117ZM131 143L132 144H134L132 147L134 148V150H135V155L136 154H138V153H140L141 154V156H142V159L140 158V156L139 155H137V156H139L138 157V160L136 159V157L137 156H134V154L132 155L131 153H134V150L132 149V147L130 146L131 145ZM173 144L174 143H176L175 141H173L172 142ZM183 143V142H182ZM182 143H180V144H182ZM235 143V144H234ZM253 142H251V144H252ZM40 144V145H41ZM54 144V145H53ZM86 144V145H87ZM91 144H92V146H93V148H92V146H91ZM128 144H126L127 146H128ZM186 143H184V145H185ZM211 144V143H210ZM219 144V145H218ZM221 144H222V147H221ZM242 144H245L246 146H241ZM49 145V144H48ZM67 145L68 146H65V147H67V148H64V149H67L68 150V147L70 146L69 145V143L67 142ZM120 145H122V147L120 146ZM143 145V146H142ZM172 145V144H171ZM175 145V144H174ZM173 145V146H174ZM177 145H175L176 147L175 148H177V150L178 151H180V150H182V148H183V144L182 145H179L180 146V148L178 149V147L179 146H177ZM187 145V144H186ZM249 145H250V143H249ZM254 145V144H253ZM50 146H46L45 148H47L48 147V149H49V147ZM126 146V147H127ZM142 146V147H141ZM165 146V147H164ZM170 146V147H169ZM218 146H219V148H218ZM251 146V145H250ZM76 147V148H75ZM83 147H84V149H83ZM118 147V146H117ZM141 147V148H140ZM223 147L225 148V150L226 151H228L227 153H225V154H230L229 156H226L225 157V155H224V152H223V157L225 158H220L219 156H218V153H219V151H221L220 150V148H222L223 149ZM242 147V148H241ZM62 148V149H63ZM71 148H69V150L71 149ZM77 149V148H79L78 150H75V149ZM129 148H130V150L132 149L133 150V152H132V150H131V152H130V150H129ZM167 150H166V149ZM175 148H173V149H175ZM217 148H218V150H217ZM236 151V153H235V151L233 150V149ZM236 148V149H235ZM244 148V149H243ZM247 148V147H246ZM260 148V149H259ZM53 149V148H52ZM139 149L141 150V151H139ZM162 150V152L161 151H159V150ZM212 149V148H211ZM45 150V152H47V153H49V150H47V149H44ZM44 150H42L43 151V153H45L44 152ZM47 150V151H46ZM51 150V149H50ZM89 150V149H88ZM108 150V151H107ZM151 150H153V152L155 153V154H153V152L151 151ZM163 150H165L164 151V153H163ZM233 151V153H229V151L230 152H232ZM99 151H101V150H99ZM128 151V152H127ZM185 151V150H184ZM183 150H182V152L183 153H185ZM223 151H224V149H223ZM225 151V152H226ZM65 152H67V151H65ZM74 152H71V153H74ZM81 152L82 151H80V154H81ZM95 152L93 153V155L95 156ZM130 156V158L129 159H131V155L133 156L132 157V159L131 160H128V158H126L125 156H127L128 157V155L126 154V153ZM130 152V153H129ZM137 152V153H136ZM151 152H152V154H151ZM159 152V153H158ZM196 152H198L199 154H195ZM68 153H69V151H68ZM67 153V154H68ZM71 153H69L67 156L70 158V157H72L70 154ZM78 153H74V154H72V155H74V156H76V158H78V157H82V155H86V154H78ZM84 153V152H83ZM182 153V154H183ZM205 153H207V154H205ZM221 153H222V151H221ZM262 153V154H261ZM46 154V153H45ZM63 154H64V151H63ZM61 155L62 156V161L64 162H67V164H72V162H70L69 161V159H68V157L67 156H65L66 155V153L64 154V155ZM76 154V155H75ZM90 154H92V151L90 150ZM97 154H101V153H98L97 152ZM96 154V155H97ZM106 154H104V155H106ZM125 156H124V155ZM131 154V155H130ZM145 154V155H144ZM203 154H204V156H203ZM209 154V155H208ZM215 154V155H214ZM47 155V154H46ZM78 155H80V156H78ZM88 155H87V157L86 158H88ZM99 155L97 156V157H99ZM102 155V154H101ZM103 155V156H104ZM151 155L152 156H154L155 155V157H152L151 158ZM194 155V156H193ZM201 155V156H200ZM232 155H234L235 157H236V159H235V161L233 160L235 157L233 156L232 157ZM63 156H65V158L63 157ZM103 156H101V157H99V159L98 160H93V159H91L90 157V159L92 160V162L94 163L95 162V167H94V165H93V163L92 162H88L89 160H85V157H84V160L86 161V163L88 162V165H90V171L92 170V169H94L95 170V172H99V170H102L104 167H105V164L107 165L108 163H111V161H112V159H113V157H112V159L110 158V157H108V158H106V157H103ZM145 158H144V157ZM149 156H150V158H149ZM166 156H167V154H166ZM165 156V157H166ZM190 156V157H191ZM196 156V157H195ZM206 156H208V158L206 157ZM260 156V157H259ZM91 157H93L92 155H91ZM96 156L94 157V158H97ZM103 157V158H102ZM134 157H135V159H134ZM197 157L199 158V159H197ZM207 159H206V158ZM229 157V158H228ZM163 158V157H162ZM189 158V157H188ZM204 160H203V159ZM210 158V159H211ZM60 159V158H59ZM60 159V160H61ZM79 159V158H78ZM78 159H75V158H72V160H73V163H74V160H78ZM101 159L102 160H105V161H101ZM108 159V160H107ZM149 159V160H148ZM197 159V160H196ZM206 159V160H205ZM212 159H211V161H212ZM70 160H71V158H70ZM80 160V159H79ZM79 160H78V162H79ZM110 160V161H109ZM115 160H113L112 161V163H111V166H109L110 164H108L107 166H109V168L110 169H112V170H115V171H112V173H114L115 174V172L117 171L116 169H118L119 170V172H121L120 174L121 175H123L122 174V171L120 170V168H117L116 166L117 165H120L119 164V160H118V162H117V164H115L114 165V161ZM132 160H134L133 162H131ZM136 160V161H135ZM141 160V161H140ZM144 160V161H143ZM164 160V159H163ZM173 160V159H172ZM172 160H170L171 161V164L169 163L168 165H169V167L170 168H168V170L167 171H169V169H171V165L173 164L172 163ZM236 160H238L239 162L238 163H236ZM262 160V161H261ZM34 161V160H33ZM33 161L31 160V162L33 163ZM69 161V162H68ZM82 161H83V158H82ZM82 161L80 160V162L79 163H82ZM100 161V162H99ZM129 161H130V163H133L134 164V166H132L131 168H130V166L131 165H133V164H130L129 163ZM144 162V164H146V165H144L143 164V162ZM158 162H159V160H157ZM157 161H155V163L157 162ZM169 161V162H170ZM30 162V161H29ZM29 162L27 163L29 166L31 165V164H29ZM98 162V163H97ZM114 162V163H113ZM152 162V161H151ZM157 162V163H158ZM173 162H174V160H173ZM233 162V163H232ZM256 162L258 163V166H257V164H256ZM79 163H77V164H74V167H76L75 165H78ZM86 163H84L83 162V166H84V164L86 165L85 166V168L87 167V169H89L88 168V165L86 164ZM101 163L102 164H104V167H103V165L101 166ZM135 163H137L136 165H135ZM143 164V166H142V164ZM154 163V161L151 163V164H153ZM260 163V164H259ZM26 164V165H27ZM70 164V166H72ZM100 164V166H98V165ZM113 164V165H112ZM127 164V165H126ZM159 164H160V162H159ZM208 164V163H207ZM212 164V165H211ZM215 164V166H214V168H215V170L216 169H218L219 170V173L221 172V174H220V176L219 177H217V178H214V179H212L211 178V176L215 173L214 171V168L212 169V170H214L212 173H210V168H212V166ZM217 164V165H216ZM232 164H234V167H232L233 165ZM254 164H255V166H254ZM261 164H263V166L261 165ZM25 165V166H26ZM33 165V164H32ZM32 165L30 166L31 167V169H32ZM64 165V164H63ZM66 165V164H65ZM82 165H79L80 166V168H79V170H77V168H75V170H76V172L78 171H80L79 172V175H81V176H79V182L80 183H78V184H80V186H81V188H82V186H84V183L82 182V178L84 179V178H86V177H90L89 175H90V172H88L89 174H87L86 175V177H82V176H85V174H86V170H85V168L84 167H82ZM93 165V166H92ZM138 165V166H137ZM147 165V166H148ZM156 165V164H155ZM158 165V164H157ZM167 165V166H168ZM190 165H192V167H190ZM236 165V166H237ZM253 165V166H252ZM35 166V165H34ZM66 166H68V165H66ZM113 166H115V167H113ZM122 166V165H121ZM140 166V167H139ZM159 166V165H158ZM161 166H163L162 164L159 166L160 167V169H162V170H159V171H156V172H150L151 173V175L149 176L150 177V179L152 180V179H154V181L156 182V181H161V179L163 180V178L164 177H166V176H163V178L161 177L162 175H168V172H166L163 168H161ZM204 166H202V167H204ZM211 166V167H210ZM245 166V167H246ZM250 166H252V167H254V169H253V172L251 173V171H252V169H251V167ZM101 167V168H100ZM103 167V168H102ZM26 168H28L27 166H26ZM81 168H84V170L83 169H81ZM92 168V169H91ZM97 168V169H96ZM190 168V169H189ZM233 168H235L234 170L235 171H231ZM237 168V169H236ZM259 168V169H258ZM30 169V168H29ZM99 169V170H98ZM106 169H108V168H105V170ZM140 169V170H141ZM243 169L245 170V168L243 167ZM255 169H257V171H255ZM261 169H263V170H261ZM81 170H83V172L81 171ZM94 170H92V172L94 171ZM96 170H98V171H96ZM239 170V169H238ZM240 170H242V169H240ZM260 170V171H259ZM89 171V170H88ZM125 171V172H124ZM162 171V172H161ZM165 171V172H164ZM259 171V173H258V175L259 174H261L262 172V174H261V179H260V177H258V175H257V172ZM82 172V173H81ZM85 172V174H83ZM92 172H91V174H92ZM119 172L117 173L116 172V174H119ZM128 172V173H127ZM237 172V173H236ZM255 172V173H254ZM134 173V172H133ZM149 173V172H148ZM153 173V174H152ZM167 173V174H166ZM184 173V174H185ZM190 173V172H189ZM192 173V172H191ZM232 173V175H229V174H231ZM75 174V173H74ZM78 174V173H77ZM76 174V175H77ZM211 174V175H210ZM237 174V175H236ZM256 174V175H255ZM149 175V174H148ZM153 175V176H152ZM155 175V176H154ZM206 176L205 177V179L203 180L202 178V176ZM229 175V176H228ZM234 176V177H235ZM153 177V178H152ZM195 178V180H193L194 178ZM197 177H199V178H197ZM223 177H224V180H222V181H220L221 179H223ZM238 177V178H239ZM255 177H256V179H255ZM76 178V177H75ZM128 178V177H127ZM201 178V179H200ZM226 178V179H225ZM257 178L260 180H258L257 181ZM264 178V177H263ZM78 179V178H77ZM76 179V180H77ZM229 180V181H230ZM89 181V180H88ZM90 181H91V179H90ZM90 181H89V183H90ZM185 181H183V182H185ZM196 181H197V183H196ZM199 181V182H198ZM211 181V182H210ZM220 181V182H219ZM225 182V183H222V182ZM235 181H236V179H235ZM250 181H252V180H250ZM263 181H264V179H263ZM75 182H77V181H75V179H74V183ZM81 182L83 183V184H81ZM87 182V181H86ZM85 182V183H86ZM209 182H210V184H211V186H210V184H209ZM212 182H218L217 184L219 185L220 183L221 184H225L224 186L222 185H220V187H223L222 189H224V187H225V189L224 190H220L221 188L218 186V185H216V183H215V185H214V183H213V185H212ZM253 182V183H254ZM261 182V183H260ZM203 183V184H202ZM234 183V182H233ZM232 183V184H233ZM197 184H202V185H200L199 187H201V188H199V191L197 190L198 188H196V187H198V185ZM235 184V183H234ZM256 184V183H255ZM76 185H77V183H76ZM184 185V186H185ZM196 185V186H195ZM210 187H209V186ZM228 185H230V184H228ZM195 186V187H194ZM228 187V186H227ZM242 187V188H243ZM78 188H80V187H78ZM81 188H80V191H81ZM206 188V189H205ZM218 188H219V190H218ZM237 188H239V189H237ZM261 189H259L257 192H256V196H257V198H256V200L254 199L255 198V195H254V198L252 199V201H254L255 200V202L254 203H251L250 202V204L249 205H253V207H252V205H251V207L249 206H247V208L248 209H246V215L248 216V219H250V220H248V222H250V224H256L257 226H258V223H259V228L258 229H264V225H263V227H261V225H260V222L261 221H264V220H262L263 218H262V216L264 215H262V212L264 213V201L261 203V202H259L260 200H261V196L263 197L264 196V189L263 190H261ZM185 190H186V192H185ZM217 190L219 191V192H217ZM226 190V191H225ZM234 190V191H233ZM79 191V195H80V192ZM184 191V192H183ZM196 191V192H195ZM202 191H204V192H202ZM215 191H216V195L214 194L215 193ZM222 191H223V193H222ZM259 191H260V194L261 195H259ZM261 191L263 192V193H261ZM60 192V191H59ZM206 192V193H205ZM236 192H235V194H236ZM239 192V193H238ZM191 193V194H190ZM194 193H196V194H198V193H200L199 195H196V194H194ZM221 193V194H220ZM225 193V194H224ZM82 194H84V193H81V195ZM143 194V193H142ZM209 194V195H208ZM230 194V195H229ZM235 194H232V195H235ZM80 195V196H81ZM181 195V196H180ZM214 195V196H213ZM217 195H219V196H217ZM221 195H224L225 197L224 198H222L221 197ZM135 195H133V197H134ZM185 196V197H184ZM209 196V197H210ZM215 197V196H217L215 199H213V197ZM226 196H227V198H226ZM79 197V196H78ZM82 198H83V195L81 196ZM80 197V202H81V200H83L82 198ZM132 197V196H131ZM138 196L136 195V198H137ZM143 197V196H142ZM199 197H201V198H199ZM206 197V196H205ZM220 197V198H219ZM77 198V197H76ZM135 198V197H134ZM140 198V197H139ZM180 198V199H179ZM260 198V199H259ZM138 199V198H137ZM178 199H179V201H178ZM185 201H184V200ZM259 199V200H258ZM263 200H264V197L262 198ZM76 200V199H75ZM141 200H142V198H141ZM180 200H182V201H180ZM192 200H194V201H192ZM216 200V201H215ZM218 200V201H217ZM221 200V201H220ZM224 200H225V203H224ZM257 200H258V202H259V206L256 204V202H257ZM79 201H78V203H76L75 205H77V208H78V204H79ZM134 201L135 202H137V200L136 199H134ZM139 201H140V199H139ZM138 201V202H139ZM186 201H188V202H186ZM73 202H75L74 200H73ZM83 202L84 201H82V204L81 205H83ZM180 202V203H179ZM172 202H171V206L172 205H174ZM187 203V204H186ZM215 203H216V205H215ZM218 203V204H217ZM219 203H220V205H219ZM223 203V204H222ZM261 203V204H260ZM74 204V203H73ZM184 204H185V207H184ZM197 204H199V201H198V203ZM196 204V202H195V204L194 205H197ZM204 204V205H205ZM214 204V206H212ZM74 205V206H75ZM177 205V204H176ZM176 205L175 206H173V207H175L176 208ZM178 205H177V207H178ZM193 205V206H194ZM222 205V206H221ZM258 206V210H256L257 208H255V206ZM73 206V205H72ZM73 206V207H74ZM191 207H192V205H190ZM215 206H216V208H215ZM218 206V207H217ZM256 206V207H257ZM263 206V207H262ZM76 207V206H75ZM80 207V206H79ZM181 207H178V212L180 211V214H182L183 212H184V210L182 211V209H181ZM191 207H189V209L188 210H190L191 209ZM49 208L50 207H48V206H46L44 209H45V211H46V209H48L49 210ZM76 208V209H77ZM174 208V209H175ZM193 208V207H192ZM212 208H214V209H212ZM251 208V212L253 213V212H255V214H258L259 213V211H260V215H259V218L260 219H257L258 218V215H255V214H252L250 211H249V209ZM253 208H255V210L256 211H253L254 209ZM260 208H261V210H260ZM263 208V209H262ZM70 209H72V208H70ZM173 209V210H174ZM177 209V208H176ZM181 209V210H180ZM209 209V208H208ZM220 209V210H221ZM224 209V208H223ZM47 210V211H48ZM209 210V211H210ZM219 210V212H220V215H221V211H223V210H221L220 211ZM44 211V212H45ZM46 211V212H47ZM59 211V212H58ZM55 214H62V213H60V210H58ZM70 211H71V213H70ZM69 211V214L67 213V212H65V214H63L64 216L66 215V213L68 214L67 216H68V218H69V215H70V218H69V220L67 219V216L65 217V219H67V222H68V224L70 225V227H68L67 225H63V224H67L65 221H62V219L64 218V216H63V218L61 219L60 217H58V218H55V220L53 219V221L51 220V218H48V217H50V216H46L47 215V213L46 214H44L45 216V218L44 217H42V218H44V219H46V217H47V219L46 220H51L52 221V223L53 224H51L52 226H55V228L57 227V225L59 224V225H61V223H63L62 225H63V227H62V225L59 227L60 229H58V231H57V233H55V235H57L55 238L58 240V242H59V240L61 239V238H63V240L61 239L60 241H66V239L67 238H65V236L67 235L66 233H68V231L69 232H71L72 231V229H73V227L74 226H72L70 223H69V221L71 220V221H73V219H72V217H71V215H73V213L74 212H76V210L75 209H72V210H70ZM72 211H74L73 213H72ZM78 211V210H77ZM81 211V210H80ZM181 211H182V213H181ZM210 211V213H213V212H211ZM258 211V212H257ZM191 212V211H190ZM79 213V212H78ZM223 213V212H222ZM54 214V215H55ZM57 214V215H58ZM77 214V213H76ZM76 214H75V217H74V219L76 220ZM80 214V213H79ZM188 214H190V213H188ZM217 214V213H216ZM56 215V216H57ZM58 215V216H59ZM184 215V214H183ZM212 215H214V214H212ZM219 215V214H218ZM43 216V215H42ZM51 217H53V213H52V216ZM55 217V216H54ZM53 217V218H54ZM218 217H220V216H218ZM251 217V218H250ZM253 217V218H252ZM60 218V220H57V225H56V223H54V222H56V219H59ZM77 218H79V217H77ZM254 218H255V220H254ZM262 218V219H261ZM64 220V219H63ZM258 220V221H257ZM259 220H260V222H259ZM50 221V222H51ZM58 221H60V222H58ZM254 221V223H251V222H253ZM261 223H263L264 224V222H261ZM154 224H155V222H154ZM158 224H160V222L158 223ZM162 224L163 223H161V225H158V228L160 227V226H162ZM157 225V224H156ZM155 225V226H156ZM164 225V224H163ZM65 226H67V228H65ZM149 226V225H148ZM147 226V227H148ZM150 226H151V224H150ZM149 226V227H150ZM147 227H146V230H148L147 229ZM54 228V227H53ZM62 228H63V230H62ZM157 228V229H158ZM162 228V227H161ZM179 228H181L180 226H179ZM151 229V228H150ZM152 229H153V225H152ZM155 229V228H154ZM163 229V228H162ZM60 230H62L63 231V234L61 233V237H60V235H58V232H61ZM75 230V229H74ZM177 230V229H176ZM76 231V230H75ZM155 231V230H154ZM224 233H225V230H222ZM220 232L221 234L223 233V232ZM260 231V230H259ZM66 232V233H65ZM74 232V231H73ZM151 232V230H149V231H147V235L149 234ZM153 232V231H152ZM158 232H160L159 230H158ZM72 233V232H71ZM71 233H69V234H71ZM154 233H157L156 231L154 232ZM220 233L217 235L218 237H219V235H220ZM223 233V234H224ZM60 234V233H59ZM65 234V235H64ZM151 234V233H150ZM222 234V235H223ZM62 235H63V237H62ZM72 235L74 236L75 235V233H72ZM152 235V234H151ZM156 236H157V234H155ZM155 235H152L151 237H153V236H155ZM221 235V236H222ZM69 235H67V237H68ZM72 236V237H73ZM220 236V237H221ZM59 237H60V239H59ZM71 237V236H70ZM70 237H68V240L67 241H70L69 239H70ZM148 237H149V235H148ZM55 240V239H54ZM56 241V240H55ZM57 242V241H56ZM56 242H54V244L56 245H54V247H56L55 248V252H57V253H55V255H57V257H59V255H61L62 256V259H63V256L65 257V251H66V249H68L67 247H66V249L64 248L65 246H62L61 247V245L59 244H57ZM62 242H61V244H62ZM64 243V242H63ZM60 246L59 248H58V246ZM64 245V244H63ZM66 245V244H65ZM67 245H70V246H74V245H71L70 243L68 244V242H67ZM69 246V247H70ZM76 246V245H75ZM74 246V247H75ZM73 247V248H74ZM144 247V246H143ZM148 246H146L145 245V247L143 248L144 250L143 251H145L147 254H150L151 252H152V250H151V247L149 246L148 248H147ZM65 249V251H63V252H65V253H62L61 254V252H62V250L60 251V249ZM76 248H77V246L75 247V250L74 251H76ZM145 248L147 249V250H145ZM150 248V249H149ZM149 249V250H148ZM69 251H71V249L69 250ZM68 251V252H69ZM45 252V251H44ZM68 252H67V254H68ZM72 252V251H71ZM73 253V252H72ZM64 254V255H63ZM70 255V253L68 254V256ZM61 256H60V258H61ZM67 256V257H68ZM66 257V258H67Z\"/></svg>", "mask_w": 264, "mask_h": 264}, {"label": "bare ground", "instance_id": "2", "mask_svg": "<svg viewBox=\"0 0 264 264\" xmlns=\"http://www.w3.org/2000/svg\"><path fill=\"white\" fill-rule=\"evenodd\" d=\"M10 1V0H9ZM50 1V0H49ZM63 0H60V3L62 2ZM66 0H64L63 1V3L65 2ZM72 0H67V2H65L64 3V5H66V4H68V6H69V4L70 3H72L71 2ZM74 1V0H73ZM77 0H75V2L74 3H77L76 2ZM81 1V0H80ZM79 1V3H81ZM7 1L6 0H4V2H2V3H0V37L3 39V38H5L6 36H9L11 33H13V32H11V31H9L8 32V30H9V26L11 25V22L9 21V19L11 18L10 17V15H8L9 13H8V10H9V8L11 7H8V4L9 3H6ZM11 2V1H10ZM70 2V3H69ZM48 3H50V2H48ZM78 3V4H79ZM83 3H85V2H83ZM12 4V6H13V4L14 3H11ZM10 4V5H11ZM62 4V3H61ZM73 4V3H72ZM15 6H17L18 5V3H17V5L16 4H14ZM71 5V4H70ZM74 5H76V4H74ZM82 5H84V4H82ZM18 6H20V4L18 5ZM17 6V7H18ZM77 7H79V5H76ZM81 6V5H80ZM228 6H230V5H228ZM70 7V6H69ZM76 7V8H77ZM231 7V6H230ZM234 6L232 5V7L231 8H233ZM21 8V7H20ZM81 8H82V6H81ZM231 8H229V9H231ZM10 9H12V7L10 8ZM225 9V8H224ZM224 9H223V13L225 14V12H224ZM234 9H236V7H234ZM233 9V10H234ZM13 10H14V7H13ZM12 10V11H13ZM16 10V9H15ZM14 10V11H15ZM13 11V12H14ZM17 11V10H16ZM17 13V12H16ZM21 15V14H20ZM19 15V16H20ZM227 15V14H226ZM7 16H8V18H7ZM22 18V17H21ZM26 19H28L27 17H26ZM8 20V21H7ZM11 20V19H10ZM7 22H8V24H7ZM14 22V21H13ZM13 22H12V25H13V27H11L10 26V29L11 28H15L16 26H15V22H14V24H13ZM9 23H10V25H9ZM34 23V22H33ZM36 23V22H35ZM43 23V22H42ZM31 25H33V24H31ZM35 25V24H34ZM36 25H37V23H36ZM44 25H45V22H44ZM44 25H42L41 26V24H40V26L39 27H42V29H43V27H44ZM50 25V24H49ZM95 26V24H93V27ZM6 27H7V33H9L8 35H7V33L5 32L6 31ZM20 27V26H19ZM22 27V26H21ZM36 27H38V26H36ZM35 27V28H36ZM84 27H86V26H84ZM34 27H33V30L35 31L36 30V32H37V30L38 29H35ZM46 28H48V24L46 23ZM50 28H51V25H50ZM53 28V27H52ZM78 28H81V27H78ZM18 29H20V28H18ZM45 29V28H44ZM84 29H86V28H84ZM14 30H16V29H14ZM23 30V29H22ZM40 30H41V28H40ZM52 31H53V29H51ZM70 29L68 28V30H66V32L68 33V31H69ZM75 30H77V29H75ZM88 30V29H87ZM87 30H83L86 34H87ZM97 30V29H96ZM17 31V30H16ZM39 31V30H38ZM43 31V30H42ZM45 31V30H44ZM43 31V32H44ZM48 31H50V30H48ZM55 31H58L57 32V34L58 35H60V36H58L59 37V39H60V37H61V41H59L58 43H52V44H50L49 45V43H51V42H53V41H55V40H53L51 37L52 36H54L55 34H56V32H55V34L54 35H51V37H49L50 39H51V41L48 43V45L50 46V48L52 47L53 48V54H50L51 55V57L53 56V58L51 59L50 57L48 58V56H46V55H44V54H46V53H42V58H41V54H40V57H35L34 58V60L33 61H35V62H33L32 60H30V58H31V54H30V56L28 55V56H26V54H25V56L24 57H28L27 59H29L30 61H28V60H26L27 62H28V65H29V67H30V65H33V63H36V62H38V64L39 63H43V65H44V63L45 64H48L49 62L48 61H52L53 60V62L56 60V61H58V60H60L59 59V56L61 55H63L62 57H64V56H66L67 55V52L70 50V46L72 47L71 49L72 50H74L73 52H75L76 50L75 49H77V47H75V49H73V47L74 46H77V44H79L80 42H78L79 40L78 39H80V38H78V37H81L82 38V36H81V33L83 32H81L80 34H77L78 36H76L75 34H76V31H74V28H73V31H74V33L75 34H73V33H71V31H70V34H67L66 32H65V30H64V36H63V30H60V33L62 32V35L61 34H59V30H56L55 29ZM18 32H20L19 30H18ZM41 32V31H40ZM42 32V33H43ZM54 32V31H53ZM77 32H78V30H77ZM80 32V31H79ZM92 32V31H91ZM21 33V32H20ZM47 33V32H46ZM89 34H90V32H88ZM16 34V33H15ZM21 34H23V33H21ZM21 34H19V37H20V35ZM36 34V33H35ZM37 34H39V33H37ZM88 34V35H89ZM91 34H94V32L93 33H91ZM3 35V36H2ZM25 35V34H24ZM47 36H48V33L46 34ZM68 35V36H67ZM73 35H75L76 37H77V39H76V41H75V37L73 36ZM87 35V36H88ZM258 35H260V34H258ZM262 37H264L263 35H264V32H263V30H262ZM11 36H13L12 34L10 35V37ZM26 36H27V33H26ZM29 36V35H28ZM70 36V37H69ZM94 36V35H93ZM169 36V35H168ZM170 36H174V37H172L174 40H172L171 38H169V39H171L170 41L172 42V44H170V46L172 47V45H173V47L172 48H174V47H178V45H179V47H180V44H182V46L183 47H178L179 48V50H177V48H174V50H172V48H171V50L172 51H180L179 53H180V55H181V53L183 54V55H188V54H193L192 53V51L194 52V49H192V51L189 53H187V54H185V50H186V48L184 49V47H189V48H187L188 50L190 49V47L192 46H194V48H195V50L196 49H198V50H200L199 49V47L201 48V46H203V45H205V44H210V42L208 43L207 41H205V40H197L195 37H193V36H189V37H187L186 39H184V41H182V40H180V39H178V41H177V39H176V41H175V35H170ZM14 37L17 39V36H13V40L15 41V39H14ZM36 37H37V35H36ZM57 37V35H55V37L54 38H56ZM58 37H57V39H58ZM67 37H68V40H67V42H65L66 41V39H67ZM73 37V38H72ZM262 37H259V40H256L255 42H252L254 45L253 46H255L256 44H257V42L259 41V43L258 44H260L259 46H258V49H256V51H258L259 50V47L261 48V49H264V38H262ZM26 38H28V37H26ZM46 38V37H45ZM62 38H63V41H62ZM64 38H65V40H64ZM85 38H88V37H85ZM85 38L83 37V39H81V40H85ZM89 38H90V36H89ZM91 38L93 39V37H92V35H91ZM261 38V39H260ZM2 39L0 40L1 42H3L4 40V42H6V40L8 39V37H7V39L5 38L3 41H2ZM11 39V40H12ZM24 39V38H23ZM49 39V40H50ZM57 39H56V41H57ZM91 39V40H92ZM10 40V41H11ZM19 40H20V38H19ZM18 40V41H19ZM25 40V39H24ZM27 40V39H26ZM42 40V42H40L41 44L44 42L43 41V38L41 39ZM46 40H48L47 38H46ZM53 40V41H52ZM73 40H74V43H73ZM78 40V41H77ZM80 40V41H81ZM168 40V39H167ZM8 41V40H7ZM14 41H13V43H14ZM28 41V40H27ZM33 41H34V36H33ZM32 41V42H33ZM169 41V40H168ZM0 42V44L2 45V44H5V46H7L6 44H8V42H6V43H1ZM12 42V41H11ZM46 42H48V41H46ZM63 42V43H62ZM72 42V43H71ZM78 42V43H77ZM10 43V42H9ZM17 43V42H16ZM21 43V42H20ZM20 43H19V45H20ZM25 43V42H24ZM66 43V44H65ZM70 43V44H69ZM75 43H76V45H75ZM84 42H82V44H83ZM256 43V44H255ZM39 44V43H38ZM53 44H54V46H53ZM73 44H74V46H73ZM82 44H80V46L82 47ZM9 45V44H8ZM14 45V44H13ZM16 45V44H15ZM14 45V46H15ZM22 45V44H21ZM52 45V46H51ZM55 45H56V47H55ZM84 45V44H83ZM186 45V46H185ZM207 45H205V46H207ZM5 46H3V48H5ZM9 46H12L11 44L9 45ZM8 46V47H9ZM17 46H18V43H17ZM22 46H26V45H22ZM22 46H21V51H23V49H22ZM31 46H33L32 45V43H31ZM36 46V45H35ZM167 46H169L168 44H167ZM222 46H223V44H222ZM257 46V45H256ZM19 47V46H18ZM67 47H69V48H67ZM78 47H79V45H78ZM84 47H86V46H83L82 48H84ZM208 47V46H207ZM209 47H210V45H209ZM212 47V46H211ZM221 47V46H220ZM7 48V47H6ZM10 48V47H9ZM51 48V49H52ZM62 51H67V52H62V54H59V56L57 55H55L56 56V59H54V54L55 53H58V51H59V49ZM81 48V49H82ZM183 49V51H185L184 53L181 51L182 49ZM224 48V47H223ZM257 48V47H256ZM12 49H14V51H15V48H11V49H9V50H6V51H1V49H0V51H1V53L0 54H2V53H6V52H8V51H10V50H12ZM19 49V48H18ZM26 49H27V47L25 48V51H26ZM50 49V50H51ZM170 49V48H169ZM181 49V50H180ZM203 49H206V47L204 48V46L202 47V50ZM210 49V48H209ZM250 49V48H249ZM255 48L253 47V50H254ZM32 50H33V48L30 50V48H29V51H31L32 52ZM44 50H46V49H44ZM49 50V51H50ZM77 50H80V49H77ZM84 50H86V49H84ZM84 50H81V51H84ZM187 50V51H188ZM195 51L194 53H196V52H198V54H199V51ZM207 50V49H206ZM213 50V49H212ZM220 50V49H219ZM252 50V51H253ZM17 51H19V50H17ZM47 51V50H46ZM57 51V52H56ZM61 51H59L60 53H61ZM190 51V50H189ZM205 51V50H204ZM208 51V50H207ZM255 51V50H254ZM255 51V52H256ZM12 52H13V50H12ZM30 52V53H31ZM34 52V51H33ZM70 52L71 51H69V53L68 54H70ZM79 52V51H78ZM78 52H76V53H74V55H72L73 53H71V55L72 56H75V54L77 55V53ZM169 52H171L170 50H169ZM213 52H215V50L214 51H212V53ZM222 52H223V54L225 53V50L223 51L222 50ZM222 52H220L219 54H221V56H219L220 57V59H219V62H220V60H221V62L220 63H218V62H216V61H218V57H216V55L218 56L219 54H217L218 53V51H216V55H214V56H212L213 54H210L211 55V57H215V62L217 63V65L218 64H222V61L223 60H225V59H223L222 60V58L221 57H225V56H223L222 55ZM4 53V54H5ZM11 53V52H10ZM9 53V54H10ZM25 53V52H24ZM49 53H52V52H49ZM49 53H47V54H49ZM66 55H65V54ZM82 53H86V51H84V52H80V57H86V56H88V55H86V56H81V55H84V54H82ZM173 53H175V52H173ZM201 53V52H200ZM210 53V52H209ZM258 53H260L259 51H258ZM21 53L19 52L18 54H16L17 56H19ZM23 54V53H22ZM27 54H28V51H27ZM37 54V53H36ZM36 54H34V56H36ZM109 54V53H108ZM170 54V53H169ZM178 54V53H177ZM175 55L176 57L178 56V55ZM191 54L190 55H188V56H191ZM204 54L206 55V54H208V53H206V52H204ZM251 54H252V52H251ZM257 54V53H256ZM256 54H254L255 56H256ZM262 54V53H261ZM260 54V55H261ZM6 55V54H5ZM24 55V54H23ZM37 55H39V54H37ZM49 55V56H50ZM70 55V56H71ZM107 55V54H106ZM106 55H104V56H106ZM156 55V54H155ZM195 55V54H194ZM196 55H197V53H196ZM195 55V56H196ZM200 55H202V53L200 54ZM204 55V56H205ZM209 55V56H210ZM253 55V54H252ZM253 55V56H254ZM12 56H13V54H12ZM34 56H32V59H33V57ZM69 55H67V57H68ZM79 56V55H78ZM108 56V55H107ZM194 56V57H195ZM209 56H205L206 58L205 59H209L210 57ZM2 57H4L3 55H1L0 56V58L2 59ZM6 58H9V57H7V56H5ZM15 58H16V56H14ZM24 57H19L20 59H24ZM30 57V58H29ZM47 57V61L45 60V58ZM76 57V56H75ZM75 57H73V59L75 58ZM80 57H79V59H80ZM173 57H174V55H173ZM181 57V56H180ZM179 57V58H180ZM183 57V56H182ZM191 57H193V56H191ZM201 56H199L198 58H200ZM209 57V58H208ZM6 58H3L2 59V61H0L1 63L0 64H2L3 63V60H5V61H7V63H9L8 62V60H6ZM10 58H11V56H10ZM15 58H13V60L15 59ZM19 58H17V59H19ZM43 59L44 60V62L43 61H41L40 62V60L39 59ZM58 58V59H57ZM70 58H72V57H70ZM70 58H68V62L71 60ZM78 57H76L75 59H77ZM184 58V57H183ZM187 58V57H186ZM185 58V59H186ZM197 58V59H198ZM202 58H203V55H202ZM216 58H217V60H216ZM226 58V57H225ZM0 59V60H1ZM17 59H16V61H17ZM19 59V60H20ZM26 59V58H25ZM24 59V60H25ZM51 59V60H50ZM70 59V60H69ZM83 59V58H82ZM89 59V58H88ZM87 59V60H88ZM188 59H190L189 57H188ZM187 59V60H188ZM191 59H193V58H191ZM205 59H200L199 61H203V60H205ZM213 58H211V60H212ZM229 58L227 57V60H228ZM235 59V58H234ZM234 59H232V60H234ZM237 59V61L236 60H234L235 62H239V63H237V64H240V62L243 60V59H241V58H236ZM238 59H241V61L240 60H238ZM245 59H246V57H245ZM11 60V62L13 61L12 60V58L10 59ZM9 60V61H10ZM36 60H38V61H36ZM64 59H62L61 61H63ZM78 60V59H77ZM86 60V61H87ZM150 60V62L151 61H154V62H151L152 64H154V66L152 65V64H150V62H149V64L148 65H150V66H148V65H145L146 67H147V72L150 70V68L153 66V67H155V68H157V69H154L153 67V69L152 70H156V71H154V72H156V75H155V73H154V76L156 77L158 74H159V66H161L162 67V65H161V63L163 62V60H162V58H152V59H149ZM182 61H183V59H181ZM180 59L179 60H177L178 61V63L181 61ZM213 60V61H214ZM232 60H231V62L230 61H228V62H230V63H232ZM263 60H264V58H263ZM4 61V62H5ZM15 61V60H14ZM13 61V62H14ZM22 61V60H21ZM55 61V62H56ZM72 61H75V60H72ZM84 61V60H83ZM162 61V62H161ZM186 61V60H185ZM189 61V60H188ZM191 61H193V60H191ZM198 61V62H199ZM205 61H208V60H205ZM210 61V60H209ZM233 61V62H234ZM11 62H10V64H11ZM21 63L20 61H17V63ZM23 62V61H22ZM25 62V61H24ZM23 62V64H21L22 66L23 65H25V63ZM32 62V63H31ZM46 62H48V63H46ZM64 62L66 63V61L64 60ZM67 62V63H68ZM71 62V61H70ZM69 62V63H70ZM76 62V61H75ZM78 62V61H77ZM79 62H81V59H80V61ZM79 62L77 63V64H79ZM187 62V61H186ZM190 62V61H189ZM195 62V61H194ZM198 62H195V64H197ZM204 62V61H203ZM264 62V61H263ZM18 63V64H19ZM29 63H31V64H29ZM62 64H63V62H61ZM60 62H59V64L58 65H56V67L55 68H57V66L59 67V66H61L62 64H61ZM64 63V64H65ZM87 63H88V61H87ZM146 63V62H145ZM181 63V62H180ZM183 63H185L184 61H183ZM210 63V62H209ZM213 63V62H212ZM5 64H6V62H5ZM4 64V65H5ZM15 63H12V65L10 66V65H8V64H6V66L8 65V66H10V67H12V69H13V66H15L14 65ZM18 64H16V65H18ZM38 64H37V66H35V64H34V66L37 68L38 67ZM55 64V63H54ZM52 65L53 67L52 68H54V66L55 65ZM61 64V65H60ZM86 64V63H85ZM89 64V63H88ZM147 64V63H146ZM160 64V65H159ZM193 64V63H192ZM204 64V63H203ZM203 64H202V66H203ZM226 64H227V61H226ZM229 64V63H228ZM234 65H236L237 66V64L236 63H233ZM21 65H19V66H21ZM41 65V64H40ZM49 66L48 67H50V63L48 64ZM69 65V64H68ZM75 65V64H74ZM188 65V64H187ZM199 65V64H198ZM205 65V64H204ZM210 65H211V63H210ZM3 67V64H2V68L0 69V89H2L3 88V91L6 89V88H4L5 86H4V84H6V87H9L10 85L8 84V82L7 83H5V81L7 80V81H10V82H12L11 80H10V77L7 75V74H9L8 72H10V73H12L13 72V70L11 71L10 70V67ZM19 66H15V67H19ZM45 66H47V65H45ZM65 66V65H64ZM67 66V65H66ZM70 66V65H69ZM71 66H73V65H71ZM78 66V65H77ZM83 66V65H82ZM88 66V65H87ZM90 66V65H89ZM85 67L86 69H88V68H90V67ZM164 66V65H163ZM183 66V65H182ZM184 66H185V64H184ZM192 66H195L196 67V65H192ZM201 66V65H200ZM199 66V67H200ZM14 67V68H15ZM24 67V66H23ZM26 67H28L27 65L25 66V69H27ZM32 67V66H31ZM34 67V68H35ZM40 67V66H39ZM63 67V66H62ZM80 67V66H79ZM81 68V69H85V68ZM186 67V66H185ZM190 68H191V66H189ZM211 67H213V66H211ZM215 67H216V65H215ZM222 67H223V65H222ZM239 67V66H238ZM237 67V70L239 69ZM17 68L15 69L16 71H17ZM44 67H42V69H43ZM63 68H65V67H63ZM69 68V69H68ZM75 68H77V67H75ZM149 68V69H148ZM197 68V67H196ZM201 68V67H200ZM204 68V67H203ZM202 68V69H203ZM262 68V67H261ZM19 69V68H18ZM21 69V68H20ZM23 70H25L24 68H22ZM21 69V70H22ZM30 69V68H29ZM45 69V68H44ZM48 69V68H47ZM66 69L67 70H69L70 71V67H66ZM164 69V67L163 68H161V70H163ZM195 69V68H194ZM224 69V68H223ZM241 69V68H240ZM239 69V70H240ZM14 70V71H15ZM32 70H33V68H32ZM52 70V69H51ZM60 70V69H59ZM73 70H75L74 68H73ZM72 69H71V71H73ZM142 70H143V67H142ZM144 70H145V67H144ZM144 70L143 71H141V72H144ZM146 70H145V73H146ZM198 70V69H197ZM209 70V69H208ZM27 72L29 71V70H26ZM26 71H23L22 72V74L23 73H27ZM58 71V70H57ZM64 71H66V70H64ZM82 71V70H81ZM80 71V72H81ZM91 71V70H90ZM93 71V70H92ZM201 71V70H200ZM263 71V70H262ZM60 72V71H59ZM59 72H57V73H59ZM75 72H77V71H75ZM74 72V73H75ZM138 72V71H137ZM160 72H162V73H164V70L163 71H160ZM197 72H199V71H197ZM204 72H206L205 70H204ZM223 72V71H222ZM20 73V75H21V72H19ZM29 73V72H28ZM42 73V72H41ZM65 73V72H64ZM67 73V72H66ZM73 73V74H74ZM79 73V72H78ZM88 73V72H87ZM158 73V74H157ZM208 73H210V71L208 72ZM213 73V72H212ZM217 73V72H216ZM250 73V72H249ZM16 74V73H15ZM18 74V73H17ZM60 74V73H59ZM89 74V73H88ZM90 74L92 75V72H90ZM89 74V75H90ZM161 74V73H160ZM236 74H237V72H236ZM42 75V74H41ZM45 75V74H44ZM43 75V76H44ZM58 75V74H57ZM66 75H68L67 77L65 76L63 79H61V80H58V81H56V79L54 80V79H52V80H54V81H52L49 77H42L44 80L43 81H41V82H43V84L44 83H47L49 80H51L49 83H47V85H48V87H47V85L46 84H44V85H41L42 83H37V81L38 80H36L35 82H36V86L34 85L35 84V82H33L32 84H33V86H32V84H30V86H32V87H30L29 86V88L30 89H28L29 91V95L30 96H25V97H23V100H20L21 102H17V99L18 98H20V97H17L16 95L18 94V91H17V94H15V95H13L12 93H13V91H10V92H12V93H8V89H6V93H8L9 94V97H11V98H13L12 97V95L13 96H15L14 97V99H16V101L15 102H17V103H19V104H17V105H14V102L13 103H11L12 101H11V99L9 98V100H10V102L8 101H6L5 103H4V101L5 100H8V99H5V98H7L6 96H5V94H4V92L1 90L0 92L2 93V94H4L3 96H2V94H0V96H2V97H0V99L2 98V102L0 101V264H264V229H258L259 228V223H258V226L254 223V221L253 222H251V223H254V224H250V222H248V220H250V219H248V216L246 215V209H248L247 208V206L250 204V202L251 203H254L255 202V200H256V198H257V196H256V192L259 190V189H261V185H262V183L261 182H264L263 181V177H264V173L262 174L263 175V177H262V180H261V184H259V185H257V182H254V178L253 179H251V175L249 174V171H250V169H249V166L247 165H245L244 163L246 162V161H248V160H253L254 158L255 159H257L258 158V156H256V152L258 153V150L257 151H255V153H254V148H253V146L255 147V142L256 141H258L259 142V145H260V141L259 140H256V141H251V142H253L252 144H251V142H250V138H247V140L249 141H247L246 140V138H245V142L243 141V143H246V142H248V144H242L241 146H246V147H244L245 148V150L244 151H242V152H237V153H239V154H236V156H237V158L238 159H240L239 161L241 162V164H235V167H238L239 165H241V168H239L238 167V169L236 170V171H238L239 172V174L238 175H240V177L239 176H235V175H233V179H234V183L232 184L231 183V181L232 180H230L228 177H227V179H226V181L228 182V184H230V185H228L227 183H226V185L225 184H217L216 182V185H218L219 187H220V185L222 186H224L225 185V187L227 188V190H228V188H230L231 186H234V185H236V184H239V183H241L242 181H246L247 179H249V177H250V180H252V181H250L249 180V182H248V184L249 183H251L252 182V184H251V186L249 185V186H247V183H246V185L242 188L241 186H240V188L242 189L241 191H240V193L239 194H237V190L235 191L236 192V194H235V192L234 193H232V191H231V196H229V198H227V196H226V198L228 199L227 200V202H226V205L224 204V206L222 207V209H221V207H220V209L221 210H223V211H221L220 209H218L216 212L214 211L213 212V210L211 211L210 210V207L208 206V205H210L211 206V204L213 203V201L214 200H212V198H211V196L209 197V196H207V195H205L204 193H202V201L201 202H203V200L205 199V198H207L206 200H204V202L206 201V204H208V205H206L204 202L203 203H200V199L199 200H196L195 202H196V204L198 203V201H199V204H197V205H194L195 204V202H193L192 204H191V202H190V205H192V207L189 205V204H187V207H186V209L185 208H183L182 209V207L181 206H179L178 205V203H173V202H177V200H175V201H173V199L174 198H178V194H182V188L183 187H185V189H186V183H188L187 181L188 180H190V181H192V178H189L188 177V180H187V178H186V181L184 180V178L187 176V170H185V166L187 165L186 163H192V160L194 161L193 162V165L194 164H196V162H199L200 161V159L197 157V159H199V161H196L195 162V158L194 159H190V158H192V156H191V154L189 155V154H186L187 153V151H188V153L190 152H193V151H191V149L189 148V149H187L188 147V142H186L187 140L186 139H184L183 138V140H181V142L178 140V137L177 136H179V135H181V134H184L183 136H185L187 133H186V131L185 130H183V128H181V127H179L180 129H178V127H177V131H175L177 134H179L181 131V134H179V135H177L176 136V138H177V140L179 141V144L177 145V140H175L176 138H174L175 137V135H176V133L174 132V134L172 135L173 136V138H174V140H173V138L171 139V138H169L170 139V141L171 140H173V141H175L176 143H174L175 145H177V146H179V145H182L183 144V148H182V150L185 152V153H183L182 152V150H180V151H178L177 150V148H175L176 146L171 142L170 143V141L168 140V139H166V145L168 144H170V146H172V149H171V147L169 148L170 150H168L167 151V156H166V154L164 153V151L165 150H163V153H164V155L166 156H160L161 154H157V156L155 157V155L154 156H152L151 155V158L152 157H155L156 158V160L155 159H153V160H149V161H146V162H148L149 163V165L147 166L146 164H144V160L142 161L143 162V164L144 165H146V167H143V169H141V168H138L137 169V171L138 172H136V169L134 170V168L132 169L131 167L132 166H134V164L133 163H130V161H129V163L130 164H133V165H131L130 166V168L132 169V171H129L128 169H125V170H127L128 172H130V173H132L131 174V176H130V174L129 175H127V177H126V175L123 173V171H122V169H123V164H124V162H122L121 160H119L120 162H119V164L120 165H115V164H117V162H118V160H115L116 159V156H119V154H116V156H108V154H106V153H103V150H102V148L104 149V152H105V144L107 143L106 141H109V139L111 138V140L112 141H114V138H121V137H118L117 135L115 136V135H112L111 133H113L112 131H114V133H115V131H116V129L117 128H119L118 127V125H113V121H112V119H110L109 121L110 122H112V128H114L115 126H117V128L115 129V130H113L112 129V131H110V128H109V131H108V129L105 127L106 125H103V118H101L102 120H101V125H103L102 127H105V128H103L104 130L106 129V131H105V134H107L106 132L108 131V135L106 136V137H110L108 140H106V141H104V139L106 138V137H104V139L102 140L103 141V145L105 146H103L102 145V143H101V141H99V145L97 146V147H95L94 149H97V148H99V146L100 145H102L103 147L102 148H100V149H97V152L98 153H101L100 155L99 154H97V152H95V151H93L92 149H90V148H87L88 146L90 147V145H88L87 144V142H86V140H84V142L87 144H83V146L85 145V146H87V147H85L86 148V151H89V155L88 154H86V153H88V152H86L85 153V150H82V149H80V151H82L81 152V154H86L85 156L84 155H82V157H78L81 161H82V158H83V161H82V163H79L80 162V160L78 159V158H76V156H74V155H72V154H74V153H78L77 151H72V149L73 148H71V147H73V146H75V145H73V146H71L72 144H76V143H71L70 144V142H72L73 140L71 139V138H67V140H65V138L63 137V136H66V134L64 133V132H66V131H64L62 134H61V137H63L64 138V142L66 143V144H64L65 146H68L67 145V142L69 143V147H68V150L67 149H64V148H67V147H65V146H55L56 148H54V147H52L51 148V146L50 145H52V144H50V143H52L51 141H49V142H47L46 144L47 145H45V143H44V148L43 149H41L40 147H42V145H43V141L44 142H46L47 140L46 139H43V137H45V135H44V133H46L47 132V129H46V127H48L47 125H51L49 122H47V120H49V121H51V119H53V118H50L49 117V115L51 114V111H49L50 113H46V112H48L47 110H48V107L50 106V104L49 103H52V102H50L49 100H51V101H53V102H55L56 103V105H57V103L58 102H56V95H58L57 97H59L60 95L62 96L63 94L65 95V98H67V99H65L64 100V95L62 96V98L60 99V98H57L58 100L57 101H59L60 100V102H63L64 101V103H65V101H66V104L65 105H68L69 107H70V109H71V106H73L72 108H73V110H75V107L74 106H77L76 107V109L78 108V110H79V108H80V106L79 105H75V103H73L72 102V99H73V96H72V98H69L68 96H70L71 95V92H69V91H71V90H67V88H71L72 89V83H71V81L73 80V78L72 77H76V76H74V75H72V74H66ZM70 75H72V76H70ZM135 75V74H134ZM140 75V74H139ZM142 76H143V74H141ZM140 75V77L139 78H141L142 76ZM150 75V73L148 72V76ZM200 75V74H199ZM238 75V74H237ZM240 75V74H239ZM16 76V75H15ZM25 76H28V75H26L25 74ZM70 76V77H69ZM78 76V75H77ZM81 77H82V74L80 75ZM86 76H88V75H86ZM153 76V74H152V77H154ZM213 76V75H212ZM246 76V75H245ZM249 76V75H248ZM9 77V80L7 79ZM23 77V76H22ZM21 76L19 77V74H18V78H22ZM36 77V76H35ZM35 77H33V78H35ZM84 77V76H83ZM89 77V76H88ZM88 77L86 78V80L88 79ZM94 77V76H93ZM130 77V76H129ZM134 77V76H133ZM144 77V76H143ZM151 77V76H150ZM151 77V78H152ZM221 77V76H220ZM244 77V76H243ZM11 78H12V76H11ZM41 78V79H42ZM144 78H146V77H144ZM161 78V77H160ZM13 79V78H12ZM40 79V80H41ZM48 79V80H47ZM58 79H60V77L58 78ZM75 79V78H74ZM85 80V78H80V80ZM134 79V78H133ZM132 79V81H135V79L133 80ZM150 79V78H149ZM153 79V78H152ZM155 79V78H154ZM156 79H158V77H156ZM76 80V81H75ZM75 80H73V81H75V82H73V83H75L74 85H80V84H78V82L77 81H79L78 79H75ZM83 80V81H84ZM92 80H95V79H92ZM138 80V78H136V82L137 83H139L140 81H137ZM15 81V80H14ZM13 81V82H14ZM45 81H47V82H45ZM65 81H67L66 83H65V85H66V87H67V85H69L70 83V87H65V85H64V82ZM146 81V80H145ZM157 81H159V80H156V82ZM9 82V83H10ZM63 82V83H62ZM77 82V83H76ZM85 82V81H84ZM92 82V81H91ZM90 82V84H91V86L94 84V82L93 83H91ZM141 82H142V79H141ZM154 82V81H153ZM155 82V83H156ZM176 82H179V81H176ZM183 82V81H182ZM16 83V82H15ZM62 84L63 85V87L64 88H66V90L67 91H65L64 90V88L62 89L61 87V85H59V84ZM87 83H88V81H87ZM96 83V82H95ZM130 83H132V82H130ZM9 86H8V85ZM133 84V83H132ZM132 84H128V86L130 87L131 86V89H135V86L138 88V86L140 85H138V84H136L135 82H134V87H133V85ZM146 84H149V83H146ZM152 84V83H151ZM172 84V83H171ZM179 85H180V83H178ZM39 85H41L40 87H42L43 86V88L42 89H40V87H39ZM73 85V86H74ZM76 85V86H77ZM83 86L82 87H80L79 86V88H78V91H79V93H80V91L82 92V90H79V89H82L83 87L85 88V91H84V94H85V92H87V90H86V86H88V84L86 85V84H82ZM86 85V86H85ZM176 86H178L177 85V83L175 84ZM175 85H173V86H175ZM3 86V87H2ZM13 85L11 84V90H12V88H14L15 86H17V88H18V85H14L13 87H12ZM28 86V85H27ZM35 86V87H34ZM45 86V87H44ZM61 86V87H60ZM75 86V87H76ZM90 86V85H89ZM127 86V87H128ZM150 86V85H149ZM151 86H153V85H151ZM150 86V87H151ZM155 86V85H154ZM154 86L152 87L153 89H154ZM182 86V85H181ZM2 87V88H1ZM34 87V88H33ZM39 87V88H38ZM180 87V86H179ZM44 88H45V90H44ZM47 88V89H46ZM60 88H61V90L62 91H60ZM74 88V87H73ZM84 88H83V90H84ZM94 88V87H93ZM123 88V87H122ZM157 88V87H156ZM87 89H88V92H90L91 93V89H90V87H87ZM140 89V88H139ZM142 89V88H141ZM141 89H140V91H141ZM158 89L159 90H161L159 87H158ZM157 89V90H158ZM179 90H180V88H178ZM182 89V88H181ZM10 90V89H9ZM14 90V89H13ZM152 90V89H151ZM165 90V89H164ZM26 91V90H25ZM63 91H65L66 93L67 92H69L70 93V95H68V94H66V93H64ZM183 91V90H182ZM259 91V90H258ZM263 91V90H262ZM74 92V91H73ZM76 96H77V98H78V93H77V87H76ZM74 92V93H75ZM87 92V95H85V96H83V95H80L79 94V97L81 96L82 97V99H81V97H80V99L79 100H81L82 102V105H83V100H85V99H83V97H85V98H87L85 101H87L88 102V99H90L89 98V96H90V94ZM130 92V91H129ZM143 92H144V89H143ZM145 92H147V91H145ZM144 92V93H145ZM152 92H154L153 90H152ZM168 92H169V90H168ZM171 92H172V89H171ZM174 92L177 94L178 93V91L176 90H174ZM174 92H172L173 94H174ZM14 93H16V89H15V92ZM26 93V94H27ZM63 93V94H62ZM93 93V92H92ZM137 93V92H136ZM154 93H160V95L162 96L163 94V92L161 93V92H157L156 90H155V92ZM154 93L152 94V95H154ZM170 93V92H169ZM169 93H167V94H169ZM171 93V94H172ZM229 93V92H228ZM236 93H238V92H236ZM7 94V95H8ZM12 94V95H11ZM60 94V95H59ZM82 94V93H81ZM138 94V93H137ZM166 94V95H167ZM182 94V93H181ZM181 94H180V96H181ZM11 95V96H10ZM68 95V96H67ZM141 95H142V93H141ZM155 95H157V94H155ZM160 95H159V98H158V95H157V97L156 96H154V98H156L155 100L157 101H155V102H153L152 100H154V99H152L151 100V98L150 99H146V98H144L143 96V99H142V102L141 103H144V104H146V105H148L149 103H151L150 105L153 107V108H151V106H149L151 109H150V113H151V110H153V111H155V104H157L158 103V105H160V107L159 108H161V106H162V102H164L163 101V98L162 97H160ZM257 95V94H256ZM261 95V94H260ZM19 96H21L20 94H19ZM67 96V97H66ZM87 96V97H86ZM145 96V95H144ZM171 96V95H170ZM169 96V97H170ZM173 96V95H172ZM177 95H175L174 97H176ZM237 96V95H236ZM238 96H239V94H238ZM250 96V95H249ZM5 97V98H4ZM52 97H53V99L55 98V100H52ZM71 97V96H70ZM122 97V96H121ZM133 97V96H132ZM148 97H150L149 95H148ZM164 97V96H163ZM228 97V96H227ZM77 98L75 99V97H74V102H76L77 104L79 103V102H77ZM178 98H179V95H178ZM182 98V97H181ZM230 98V97H229ZM232 98V97H231ZM253 98H254V96H253ZM63 99V101H61ZM69 99H71V101L69 100ZM157 99H161V100H157ZM171 99V100H170ZM173 98H169V101H171L169 104H171L172 102V104L174 105V107H175V104L174 103H178L176 100V102H174L173 100H172ZM174 99H176V98H174ZM13 100V99H12ZM46 100H48V105H47V101ZM120 100V99H119ZM145 100V101H144ZM152 102H151V101ZM165 100V99H164ZM181 100H186V99H181ZM191 100V99H190ZM229 99H227V107H229V109L227 108L226 110H222V112H224V114L226 113V111H227V113L228 112H231V114L230 113H228L229 115H223L224 116V118H225V116L226 117H228V116H230V115H233L234 116V114L236 115V113L238 112V114L242 111V110H244V108L241 110V108H239V107H234V102H231V99H230V101H228ZM238 100V99H237ZM243 100V99H242ZM251 100V99H250ZM46 101V102H45ZM70 102V105L69 104H67V102ZM85 101H84V103H85ZM92 101V100H91ZM121 101V100H120ZM119 101V103L121 104L122 103V101L120 102ZM148 101V102H147ZM159 101L161 102V103H159ZM169 101H166L165 103L168 105V103L167 102H169ZM224 101H225V98H224ZM234 101V100H233ZM258 101V100H257ZM60 102L58 103V105L60 104ZM128 102V101H127ZM133 102L135 103V104H137V106H135V109L138 107V103H136V100L134 101H131V104H130V101H129V106L131 107V109H130V107L127 105L128 103H126L125 104V102H124V105L126 106L127 105V108L126 109H128V112H130V111H132V108H133ZM146 102V103H145ZM187 102V103H186ZM46 103V104H45ZM72 103V104H71ZM155 103V104H154ZM165 103L163 104V106L165 105ZM188 103H189V101H184L183 102V104H184V110H183V104H182V101H180V108H182L181 110L185 113V112H187V111H185V110H188V107L187 106H189L188 105ZM228 103L230 104V105H228ZM45 104V105H44ZM62 105H63V103H61ZM61 104L59 105V107L61 106ZM74 104V105H73ZM80 104V103H79ZM119 104V105H120ZM171 104V105H172ZM177 104V105H178ZM187 104V105H186ZM233 104V105H232ZM238 104H241V102H237L236 103V105L237 106H240V105H238ZM246 103H242L241 105L244 107V105H245ZM53 105V104H52ZM64 105V106H65ZM111 105H112V103H111ZM123 105V104H122ZM141 105H143V104H140V106ZM167 105H165L166 107H167ZM186 105V106H185ZM232 105V106H231ZM235 105V106H236ZM44 106H45V108H47V109H45L44 108ZM48 106V107H47ZM55 106V105H54ZM68 106H66L67 107V109H68ZM79 106V107H78ZM125 106H123L122 108V110H124V108H125ZM163 106H162V109H163ZM164 106V107H165ZM182 106V107H181ZM225 106V107H226ZM254 106V105H253ZM66 107H63L65 110H66ZM82 107V106H81ZM110 108L111 106L109 105H107V108ZM113 108L115 107V105H114V103H113V106H112ZM129 107V108H128ZM171 107V106H170ZM173 106L171 107V108H174ZM178 107V106H177ZM187 107V108H186ZM233 108L231 111H230V108ZM246 107V106H245ZM249 107V106H248ZM54 107H52V109H53ZM56 108V107H55ZM109 108H108V111H109ZM119 108V107H118ZM139 109H141L142 110V108H140V107H138ZM138 108L136 109V112H135V109L133 108V110L134 111H132V114H134L133 112H135V113H137L138 111ZM222 108H224V107H222ZM235 108L236 109H240V111L238 110H236L235 111ZM50 109V108H49ZM117 108H115V110H116ZM124 110V111H126L127 112V110ZM129 109H130V111H129ZM144 106H143V112L144 113H146L145 111H144ZM169 109V108H168ZM175 109H177V108H174V110ZM192 109V108H191ZM248 109V108H247ZM255 109H257V108H255ZM262 109V108H261ZM263 109H264V107H263ZM44 110H45V112H44ZM77 110V111H78ZM81 110H82V108H81ZM121 110V111H122ZM146 110V109H145ZM157 110H158V107H157ZM157 110L155 111V113L157 112ZM164 110H166V109H164ZM171 110V109H170ZM170 110H167V111H170ZM172 111V112H174L173 114L171 113H169V115H171V119H168V115L166 114L167 113V111H165V114L163 115V117H164V119H166L167 120V122H170V121H168V120H171L172 121V119L175 121V123L176 122H178L179 123V121L178 120H180V121H183V119H184V122H182V124L184 123V125H185V122H186V126L188 127L189 125H187L188 124V122H189V120H190V122L189 123H193V125L195 124V126L197 125H199L198 127L196 126H190V127H188L189 129L190 128H192V130L193 131H196V133L195 134H197V135H201L202 136V134L204 133V134H206V135H208L209 134V132H211V134L210 135H212V136H210V135H208L207 137H206V135H204L203 137L205 138H203L205 141H203V140H201L202 142H204V143H201V145H200V149H198V152H199V150H201L202 148V145H203V147H204V145H205V147L204 148H206V146L207 145H210V150L208 149V148H206V149H204V151L205 150H207V153H208V151H209V153L210 152H213L214 150H215V146H214V143L213 142H211L210 140H212V138H213V134L215 135L214 136V138L216 137V136H218V134H217V132H219V130L220 129H218V127H220L219 125L220 124H218L216 127H215V124H214V128L211 126V128H213V129H211L210 127H209V125L208 124H211V122H210V120H207V115H202V117H201V119L200 120H198L200 117H199V114L200 113H198V112H196V113H198V116H197V114L196 115H192L193 117H194V121H191V120H193V117H191V115H189V112L188 113H185L186 115H184L183 114V116H181L182 115V113H181V111H180V114L179 113H177L176 114V111L177 112H179L178 110H179V108L177 109V110H175V111ZM193 110V109H192ZM191 110V111H192ZM229 110V111H228ZM250 110H251V108H250ZM253 110V109H252ZM68 111H70L69 109H68ZM72 111V110H71ZM120 111V112H121ZM122 112L121 114H123V113H125V112ZM142 111L140 112V113H142ZM163 111V110H162ZM188 111H190V108H189V110ZM191 111H190V113H191ZM234 111V112H233ZM76 112V111H75ZM110 112V111H109ZM117 112V111H116ZM119 112V111H118ZM138 112V113H139ZM193 112V111H192ZM232 112L234 113V114H232ZM248 112H249V110H248ZM251 112V111H250ZM104 113H105V115H106V113H107V109H106V112L104 111ZM112 113H114L113 112V109H112ZM112 113H110V115L112 114ZM137 113V114H138ZM162 113L161 114H158V115H160V116H162ZM214 114H216V112H213ZM226 113V114H227ZM49 114V115H48ZM120 114V113H119ZM120 114V115H121ZM126 114V113H125ZM124 114V115H125ZM128 114V113H127ZM130 114V113H129ZM127 115V116H131V114L130 115ZM137 114H134V115H136V116H133V117H136V120H137V118H139L140 116L139 115H137ZM148 114V113H147ZM146 114V115H147ZM156 114V115H157ZM179 114V115H178ZM193 114H194V112H193ZM254 114V113H253ZM48 115V116H47ZM113 115V114H112ZM123 115V116H124ZM156 115H155V117H152L153 116V113H152V116H151V114H150V116L153 118V121H152V123L151 122H149L148 123V125L150 126L151 124L154 126L155 124V126H157L158 128H161L163 125H161L162 123H159L160 124V127H159V124H157L158 123V120H159V118H162V117H159V116H157L156 117ZM167 115V116H166ZM174 117H173V116ZM240 115H241V113H240ZM262 115H264V112H263V114ZM104 116V115H103ZM149 116V115H148ZM178 116V117H177ZM189 116H190V119H189ZM195 116H196V118H195ZM205 117V119H204V117ZM217 116V115H216ZM221 115H219L218 117L220 118V119H222L223 118V116H221ZM49 117V118H48ZM52 117V116H51ZM109 117V116H108ZM108 117H106L107 118V120H108ZM110 117H112V116H110ZM121 117V116H120ZM119 117V118H120ZM126 117V116H125ZM170 117V116H169ZM180 117H182L181 119H179ZM183 117H185V118H183ZM212 117H215L213 114H212ZM254 117H256V116H254ZM114 120H116L115 118H118L117 116H115V118L114 117H112ZM128 119H129V117H127ZM132 118V117H131ZM145 118L146 119H149L147 116H143V119H141V120H145ZM157 118V119H156ZM178 118V119H177ZM187 118L189 119V120H187ZM224 118H223V120L221 121V120H219V121H221L222 122V124H226V120H224ZM229 118V117H228ZM233 119L235 118V116L234 117H232ZM259 118V117H258ZM47 119V120H46ZM125 119V118H124ZM154 119H156L155 121H156V123H153V122H155L154 121ZM204 119V120H203ZM214 119V118H213ZM217 118H215V120H216ZM226 119V118H225ZM254 119V118H253ZM46 120V122H44ZM104 120H105V116H104ZM119 120V119H118ZM120 120H122L121 118H120ZM119 120V121H120ZM131 120H133V118L132 119H129V122L131 123V125H134V126H136V131L137 130H139L138 128L140 127V125H139V123H138V125H139V127H138V125H137V123L135 122V120H133L136 124H134ZM150 120V119H149ZM148 120V121H149ZM202 120V122L203 121H208V122H210V123H206V126L208 125V127L211 129H207V130H205V129H203L202 128V125L205 123V122H203V124H201L200 125V123L198 124V121H201ZM214 120V121H215ZM227 120H229V119H227ZM231 120V119H230ZM242 120V119H241ZM241 120H240V118H239V123H243V122H241ZM109 121H105V123H107V124H109L110 122ZM119 121H118V123H119ZM125 121H127V120H125ZM159 121H161L162 122V120L160 119ZM188 121V122H187ZM233 121V120H232ZM231 121V122H232ZM238 121V120H237ZM243 121V120H242ZM30 122H32L33 124H31ZM98 122V121H97ZM100 122V121H99ZM128 121H127V123H129ZM139 122V121H138ZM146 122V120L143 122V124H146L145 123ZM197 124H196V123ZM175 123H174V125H175ZM178 123L176 124L177 126H179L178 125ZM218 123V122H217ZM238 123V122H237ZM237 123H235V122H232V127H234V124H237ZM255 123H256V120H255ZM253 124V125H251V126H253V127H256L255 125L256 124ZM44 124V125H43ZM95 124V123H94ZM98 124V123H97ZM121 124V123H120ZM120 124H119V126H120ZM164 124V123H163ZM170 125L168 126V127H170V129L174 126L173 125V122H172V125H171V123H169ZM227 124H228V122H227ZM246 123L244 122V125H245ZM45 125H46V127H45ZM52 125H53V123H52ZM111 125H109V127L111 126ZM151 125V126H152ZM165 125V124H164ZM184 125H183V127H184ZM190 125H192V124H190ZM213 125V124H212ZM239 125V124H238ZM257 125H258V123H257ZM56 128H57V126L56 125H54ZM99 126H100V124H99ZM114 126V127H113ZM124 125H122V127H123ZM143 126H145V125H143ZM152 126V127H153ZM166 126V125H165ZM165 126H163V128L165 127ZM181 126V125H180ZM205 125H204V127H206ZM236 126V125H235ZM52 127V126H51ZM54 127V128H55ZM108 127V126H107ZM122 127H121V129H122ZM142 127V126H141ZM140 127V128H141ZM147 128H148V126H146ZM193 127H195V128H193ZM199 127H201L202 129H199V130H197ZM221 127H222V125H221ZM223 127H224V125H223ZM229 126H227V128H228ZM231 127V126H230ZM231 127V128H232ZM244 127V126H243ZM246 127V126H245ZM249 128H250V126H248ZM253 127H252V130H253ZM50 128V127H49ZM53 128V127H52ZM95 128V127H94ZM100 128V127H99ZM98 128V129H99ZM123 128H125V127H123ZM132 128H134L133 126H132ZM143 128V127H142ZM146 128V129H147ZM150 129H152L151 127H149ZM147 129V131H146V129H145V127H144V130L142 131V129H140V132L142 131L143 133H141V137H142V139L144 138H146L147 139V137L146 136H144L145 134H148V132H151L152 130H150V129ZM155 128V127H154ZM153 128V131L155 130H159V129H157V128H155L154 129ZM217 128V130H215ZM226 128V127H225ZM226 128V129H227ZM238 128V127H237ZM261 128V127H260ZM45 129H46V131H45ZM61 129V128H60ZM127 129H128V127H127ZM173 129H174V127H173ZM182 129V130H181ZM222 129V128H221ZM242 129V128H241ZM255 129V128H254ZM262 129V128H261ZM101 130V129H100ZM104 130H103V133H102V135L104 136L105 134H104ZM126 130V129H125ZM125 130H124V132L123 133H126L125 132ZM150 130V131H149ZM162 130V129H161ZM161 130H159L160 132H161ZM200 130H202V131H200ZM204 130V131H203ZM213 130V131H212ZM228 130H231V129H228ZM233 131L235 130V129H232ZM243 130H244V128H243ZM49 131V130H48ZM52 132H53V129L51 130ZM51 131H49V133L48 134H51ZM57 131V129H55V132ZM102 131V130H101ZM120 131V129L117 131V132H119ZM164 133H165V131H166V128H165V130H162ZM171 131V130H170ZM185 131V133H183ZM199 131V132H198ZM217 131V132H216ZM222 131V130H221ZM220 131V132H221ZM224 131H225V129H224ZM236 131H237V129L234 131L235 133H236ZM244 131H246V130H244ZM58 132H59V130H58ZM111 132V133H110ZM168 132V131H167ZM167 132L165 133V134H167ZM201 132V133H200ZM205 132H208V133H205ZM213 132V133H212ZM226 132H227V130L225 131V134H226ZM233 132V133H234ZM241 132V131H240ZM127 133H128V131H127ZM133 133V132H132ZM170 133V132H169ZM216 133V134H215ZM223 133V132H222ZM230 133V132H229ZM233 133H230L229 135H230V137L232 136L231 134H233ZM242 133V132H241ZM243 133H245V132H243ZM55 134V133H54ZM53 133H52V135H54ZM109 134H110V136H109ZM119 134H121V133H119ZM118 134V135H119ZM128 134H130V133H128ZM137 134H138V131H137ZM140 134V133H139ZM138 134V135H139ZM164 134V135H165ZM224 134V139L222 140V141H224L225 140V138H226V141H229V139H230V137H228V139H227V137H226V135ZM47 135V134H46ZM60 135V134H59ZM95 135V134H94ZM134 135V134H133ZM138 135H137V138H138V140H139V137H138ZM163 135V136H164ZM197 135H195V136H197ZM229 135H227V136H229ZM70 136V135H69ZM72 136V135H71ZM115 136V137H114ZM140 136V135H139ZM211 138H210V137ZM223 136V135H222ZM243 136V135H242ZM245 136V135H244ZM60 137V136H59ZM61 137H60V139H61ZM102 137V136H101ZM114 137V138H113ZM128 137H129V139H128ZM131 137H133V136H131ZM164 137H169L168 136V134L166 135V136H164ZM171 137V136H170ZM186 137V136H185ZM219 137V136H218ZM218 137H216L215 139H216V141H217V138ZM238 137V136H237ZM46 138V137H45ZM57 138V137H56ZM103 138V137H102ZM101 138V139H102ZM135 138V137H134ZM179 138H180V136H179ZM201 138V137H200ZM206 138H209L210 140H209V142H208V144H207V142H206ZM213 138V139H214ZM253 138V137H252ZM256 138V137H255ZM47 139H50V136H49V138H47ZM57 139H59V138H57ZM70 139V140H69ZM121 139H123L122 141H124L125 142V137H123V135H122V138ZM144 139H143V141H144ZM146 139H145V141H146ZM202 139V138H201ZM231 139H233V138H231ZM230 139V140H231ZM250 139V140H249ZM43 140V141H42ZM88 140V139H87ZM111 140H110V143L108 142L107 144L109 145H111L112 147H113V145L116 147V148H120L119 147V144H122L120 141V139H118L119 140V144L116 146L115 145V142L116 141H118V140H116L115 139V142H114V144H111V143H113V142H111ZM131 140V138H130V136H128L127 135V137H126V141L127 142H129ZM132 140H133V138H132ZM131 140V141H132ZM219 140H220V137H219ZM218 140V141H219ZM255 140V139H254ZM42 141V142H41ZM70 141V142H69ZM77 141V140H76ZM82 141H83V139H82ZM81 141V142H82ZM90 141V139L88 140V142ZM92 141H93V139H92ZM92 141H91V143H92ZM144 141V142H145ZM161 141H163V142H161V149L163 148L162 146L163 145H165V141L162 139ZM208 141V140H207ZM234 141V140H233ZM54 142V141H53ZM59 143H60V141H58ZM74 142V141H73ZM94 142H95V139H94ZM93 142V143H94ZM106 142V143H105ZM127 142H125V143H123V147H124V144H125V148H128L129 147V144L127 143ZM133 142V141H132ZM183 142V143H182ZM206 142V143H205ZM242 142V141H241ZM258 142H257V146H259L258 145ZM42 143V144H41ZM57 143V142H56ZM101 143V144H100ZM105 143V144H104ZM162 143H163V145H162ZM180 143H182V144H180ZM184 143H186L185 145H184ZM211 143V144H210ZM219 143H220V141H219ZM226 143L227 142H224V147L226 148L227 147V145H226ZM249 143H250V145H249ZM41 144V145H40ZM49 144V145H48ZM63 145V143H62V141H61V143H60V145ZM106 144V145H107ZM126 144H128V146L126 145ZM172 144V145H171ZM207 144V145H206ZM235 144V143H234ZM254 144V145H253ZM54 145V144H53ZM134 144H132L131 143V147L133 146ZM165 145V146H166ZM168 145H167V147H168ZM174 145V146H173ZM219 145V144H218ZM46 146H50L49 147V149H48V147L47 148H45ZM76 146H77V144H76ZM91 146H92V144H91ZM110 146V147H111ZM121 147H122V145H120ZM127 146V147H126ZM143 146V145H142ZM141 146V147H142ZM164 146V147H165ZM185 146L187 147V148H185ZM256 146V147H257ZM64 147V148H63ZM110 147H106L107 149L109 148L110 149ZM111 147V148H112ZM115 147H113L114 149H116ZM140 147V148H141ZM221 147H222V144H221ZM223 147V149H224V151H223V149L222 148H220V150L222 151V153H221V151H219V153H218V156L220 157V158H224L223 157V152H224V155H225V157L226 156H229L228 154H225V153H227L228 151H226V150H228L227 148H226V150H225V148ZM255 147V148H256ZM63 148V149H62ZM69 148H71L70 150H69ZM76 148V147H75ZM74 148V149H75ZM80 148H82V145H81V143H80ZM92 148H93V146H92ZM135 148V147H134ZM134 148L132 147V149L134 150ZM173 148H175V149H173ZM180 148V146L178 147V149ZM212 148V149H211ZM218 148H219V146H218ZM218 148H217V150H218ZM242 148V147H241ZM243 148V149H244ZM264 148V147H263ZM44 149H47V150H49V153H47V152H45V150ZM51 149V150H50ZM79 148H77V149H75V150H78ZM83 149H84V147H83ZM89 149V150H88ZM131 149V150H132ZM166 149V148H165ZM168 149V148H167ZM166 149V150H167ZM203 149H202V152H204L203 151ZM214 149V150H213ZM233 149V148H232ZM236 149V148H235ZM257 149H258V147H257ZM260 149V148H259ZM42 150H44V152L47 154H45V153H43V151ZM90 150L92 151V154H90ZM99 150H101V151H99ZM129 150H130V148H129ZM131 150H130V152H131ZM133 150H132V152H133ZM159 150V149H158ZM187 150V151H186ZM234 150V149H233ZM63 151H64V154L66 153V155L65 156H67L69 153H71V152H74V153H71L70 155L72 156V157H70L71 158V160H70V158L68 157V159H69V161L70 162H72V166H70V164H67V162H63L62 161V154H63ZM65 151H67V152H65ZM68 151H69V153H68ZM80 151H79V153L78 154H80ZM108 151V150H107ZM139 151H141L140 149H139ZM152 152H153V150H151ZM159 151H161L162 152V150H159ZM226 151V152H225ZM232 151V150H231ZM235 151V150H234ZM84 152V153H83ZM95 152V156L97 157L98 155H99V157H101V156H103L104 154H106V155H104L103 157H106V158H108V157H110L111 159H112V157H113V159H112V161L113 160H115L113 163H114V165L117 167V168H120V170L122 171V174L123 175H121L120 173L121 172H119V170L118 169H116L117 171V173L119 172V174H116V172H115V174L114 173H112V171H115V170H112V169H110L109 168V166H111V163H112V161H111V163H108V164H110L109 166H107L106 164H105V167H104V164H102L101 163V166L103 165V169L102 170H99V172H95V170L94 169H92V170H94L93 172H92V170L90 171V165H88V162H92V160L91 159H93V160H98L99 159V157H97V158H94L95 156L93 155V153ZM128 152V151H127ZM129 152V153H130ZM152 152H151V154H152ZM155 152V151H154ZM153 152V154H155ZM195 152V151H194ZM193 152V153H194ZM198 152H196L195 154L197 155V154H199ZM262 152H264V151H262ZM68 153V154H67ZM126 153V152H125ZM137 153V152H136ZM159 153V152H158ZM183 153V154H182ZM207 153H205V154H207ZM213 153H215V151L213 152ZM229 153H233V151L232 152H230L229 151ZM235 153H236V151H235ZM63 154V155H64ZM80 154V155H81ZM97 154V155H96ZM127 154V153H126ZM132 155L134 154V156H137V155H139L140 156V158L142 159V156H141V154L140 153H138V154H136L135 155V150H134V153H131ZM130 154V155H131ZM211 154V153H210ZM234 154V153H233ZM262 154V153H261ZM76 155V154H75ZM80 155H78V156H80ZM87 155H88V158H86L87 157ZM91 155L93 156V157H91ZM124 155V154H123ZM128 155V154H127ZM131 155V159H132V156ZM145 155V154H144ZM209 155V154H208ZM215 155V154H214ZM65 156H63L64 158H65ZM108 156V157H107ZM125 156V155H124ZM139 156H137L136 157V159L138 160V157ZM191 156V157H190ZM194 156V155H193ZM201 156V155H200ZM203 156H204V154H203ZM234 155H232V157H233ZM257 158H256V157ZM263 155H261V157H262ZM84 157H85V160L87 161V160H89L90 158V160L86 163V161L84 160ZM90 157V158H89ZM102 157V158H103ZM121 157H123V156H119L118 158H121ZM126 158H128V160H131V159H129L130 158V156L128 155V157L127 156H125ZM144 157V156H143ZM163 157V158H162ZM189 157V158H188ZM196 157V156H195ZM207 158H208V156H206ZM205 157V158H206ZM214 157L213 155L212 156H209V161H207L205 164L207 165V166H209V164L210 163H215L214 162V158L212 159V158ZM235 157V156H234ZM260 157V156H259ZM260 157V158H261ZM61 160H60V159ZM72 158H75V159H78L79 160V162H78V160L76 161V160H74V163H73V160H72ZM145 158V157H144ZM149 158H150V156H149ZM150 158V159H151ZM206 158V159H207ZM212 159V161H211V159ZM229 158V157H228ZM260 158H258V159H260ZM134 159H135V157H134ZM164 159V160H163ZM174 160V162H173V160ZM196 159V160H197ZM203 159V158H202ZM205 159V160H206ZM225 159V158H224ZM235 159H236V157L233 159L234 161H235ZM258 159H257V161H258ZM262 159V158H261ZM263 159H264V156H263ZM31 160L33 161V163L31 162ZM108 160V159H107ZM157 160H159V162H160V164H159V162L157 161ZM170 160H172V167H171V169H169V171H167L168 170V168H170L169 167V163L171 164V161ZM204 160V159H203ZM30 161V162H29ZM68 161V162H69ZM101 161H105V160H102L101 159ZM110 161V160H109ZM134 160H132L131 162H133ZM136 161V160H135ZM141 161V160H140ZM154 161V163L153 164H151L152 162ZM155 161H157L156 163H155ZM170 161V162H169ZM238 160H236V163H238L239 162ZM262 161V160H261ZM29 162V164H33L32 165V169H31V165L29 166L27 163ZM83 162L84 163H86L87 165H88V168L89 169H87V167L85 168V164H84V166L82 165L83 164ZM100 162V161H99ZM106 162V161H105ZM203 165L202 166H204V163L203 162H205V161H200ZM77 163H79L78 165H75L76 167H74V164H77ZM93 163V162H92ZM98 163V162H97ZM123 163V164H122ZM188 163V164H189ZM208 163V164H207ZM212 163V164H213ZM233 163V162H232ZM247 163V162H246ZM27 164V165H26ZM64 164V165H63ZM68 165V166H66V165ZM95 164V162L93 163V165ZM137 163H135V165H136ZM142 164V163H141ZM143 164H142V166H143ZM156 164V165H155ZM160 166L161 164L163 165V166H161V168H163L166 172H168V175H162L161 177L163 178V176H166V177H164L163 178V180L161 179V181H154V179H150V175H151V173L150 172H156V171H159V170H162V169H160V167L158 166V165ZM186 164V165H185ZM198 164V163H197ZM196 164V166H199V165H197ZM211 164V165H212ZM256 164H257V166H258V163L256 162ZM260 164V163H259ZM264 164V163H263ZM263 164H261L262 166H263ZM28 167V168H26V166ZM35 165V166H34ZM79 165H82V167H84L85 168V170L87 171L86 172V174H85V172L83 173V174H85V176H82V177H86V175L87 174H89L88 172H90V177L88 178V177H86V178H82V182L84 183V186H82V188H81V186H80V184H78V183H80L79 181V176H81V175H79V172L77 171L76 172V170H75V168H77V170H79V168H80V166ZM92 165V166H93ZM98 165V164H97ZM113 165V164H112ZM122 165V166H121ZM127 165V164H126ZM168 165V166H167ZM206 165L204 166V167H202L201 166V168L202 169H204L205 168V170L203 171L204 172V174H206L205 173V171H206V169L207 168H209V167H207L206 168ZM217 165V164H216ZM233 166L232 167H234V164H232ZM237 165V166H236ZM79 168H78V167ZM98 166H100V164L98 165ZM115 166H113V167H115ZM138 166V165H137ZM188 166V165H187ZM214 166H215V164L212 166V168H210L211 170H210V173H212L214 170H215V168H214ZM246 166V167H245ZM253 166V165H252ZM252 166H250L251 167V169H252V171H251V173L253 172V169H254V167H252ZM254 166H255V164H254ZM94 167H95V165H94ZM140 167V166H139ZM189 167V166H188ZM190 167H192V165H190ZM211 167V166H210ZM243 167L245 168V170L243 169ZM256 167V166H255ZM30 168V169H29ZM84 168H81V169H83L84 170ZM101 168V167H100ZM105 168H108V169H106L105 170ZM198 168V167H197ZM196 167H195V165H194V170L195 169H197ZM200 168V169H201ZM214 168V170H212ZM97 169V168H96ZM141 169V170H140ZM190 169V168H189ZM200 169H198L199 171H198V173H199V175L201 176V174H203V172H202V170L200 171ZM235 168H233L231 171L233 172V171H235L234 170ZM240 169H242V170H240ZM259 169V168H258ZM264 169V168H263ZM263 169H261V170H263ZM83 170H81L82 172H83ZM84 170V171H85ZM89 170V171H88ZM98 170H96V171H98ZM124 170V169H123ZM163 171V170H162ZM161 171V172H162ZM164 171V172H165ZM185 171H187L186 173H185ZM196 171V170H195ZM255 171H257V169H255ZM260 171V170H259ZM259 171L257 172V175H258V173H259ZM81 172V173H82ZM91 172H92V174H91ZM125 172V171H124ZM127 172V173H128ZM134 172V173H133ZM149 172V173H148ZM190 172V173H189ZM188 172V176H190L189 174H191V175H193V173H197V172H194L193 170H190ZM192 172V173H191ZM207 173L209 172V171H206ZM215 173L211 176V178L212 179H214V178H217V177H219L220 176V174H221V172L219 173V170L218 169H216L215 171H214ZM75 173V174H74ZM78 173V174H77ZM152 173V174H153ZM185 173V174H184ZM198 173L197 174H195L194 176L196 177L197 175H198ZM201 173V174H200ZM237 173V172H236ZM255 173V172H254ZM77 174V175H76ZM149 174V175H148ZM167 174V173H166ZM261 174H259L258 175V177H260V179H261ZM207 175V174H206ZM211 175V174H210ZM229 175H232V173L231 174H229ZM228 175V176H229ZM237 175V174H236ZM256 175V174H255ZM153 176V175H152ZM155 176V175H154ZM208 176V175H207ZM235 176V177H234ZM76 177V178H75ZM203 178V180L205 179V175L204 176H202ZM221 177V176H220ZM239 177V178H238ZM78 178V179H77ZM153 178V177H152ZM194 178V177H193ZM197 178H199V177H197ZM74 179H75V181H77V182H75L74 183ZM77 179V180H76ZM90 179H91V181H90ZM201 179V178H200ZM235 179H236V181H235ZM255 179H256V177H255ZM79 180V181H78ZM90 181V183H89V181ZM193 180H195V178L193 179ZM222 180H224V177H223V179H221L220 181H222ZM230 180V181H229ZM259 179L257 178V181H258ZM87 181V182H86ZM183 181H185V182H183ZM219 181V182H220ZM248 181V180H247ZM260 181V180H259ZM258 181V182H259ZM81 182V184H83ZM86 182V183H85ZM193 182V181H192ZM199 182V181H198ZM211 182V181H210ZM210 182H209V184H210ZM254 182V183H253ZM76 183H77V185H76ZM196 183H197V181H196ZM213 183L214 182H212V185H213ZM215 183H214V185H215ZM222 183H225L224 181L222 182ZM256 183V184H255ZM203 184V183H202ZM202 184H200V185H202ZM185 185V186H184ZM198 185V187H196V188H198L197 190L199 191V188H201V187H199L200 185L199 184H197ZM264 185V184H263ZM196 186V185H195ZM194 186V187H195ZM209 186V185H208ZM210 186H211V184H210ZM209 186V187H210ZM228 186V187H227ZM78 187H80L81 188V191H80V188H78ZM225 187H224V189H225ZM221 189L220 190H224V189H222L223 187H220ZM206 189V188H205ZM237 189H239V188H237ZM264 188L262 187V189L261 190H263ZM218 190H219V188H218ZM217 190V192H219ZM60 191V192H59ZM79 191L81 192V193H84V194H82L83 195V198L81 197L82 195H81V193H80V195L78 194L79 193ZM180 191V193H178ZM226 191V190H225ZM234 191V190H233ZM264 191V190H263ZM184 192V191H183ZM185 192H186V190H185ZM196 192V191H195ZM202 192H204V191H202ZM143 193V194H142ZM178 193V194H177ZM206 193V192H205ZM222 193H223V191H222ZM258 193V192H257ZM261 193H263L262 191H261ZM191 194V193H190ZM194 194H196V193H194ZM200 193H198V194H196V195H199ZM215 195H216V191H215V193H214ZM221 194V193H220ZM225 194V193H224ZM232 194H235V195H232ZM133 195H135L134 197H133ZM136 195L138 196L137 198H136ZM230 195V194H229ZM254 195H255V198H254ZM259 195H261L260 194V191H259ZM79 196V197H78ZM132 196V197H131ZM143 196V197H142ZM181 196V195H180ZM206 196V197H205ZM214 196V195H213ZM212 196V197H213ZM217 196H219V195H217ZM217 196H215V197H213V199H215ZM223 196V197H222ZM77 197V198H76ZM80 197L83 199V200H81V202L79 201L80 200ZM140 197V198H139ZM185 197V196H184ZM221 197L222 198H224L225 196L224 195H221ZM264 197V196H263ZM262 196L260 197L261 198V200L259 201V202H263L264 200L262 199L263 198ZM141 198H142V200H141ZM199 198H201V197H199ZM210 198V200H212V203L210 202V200H209V202H208V199ZM220 198V197H219ZM255 199L254 201H252V199ZM259 198V199H260ZM76 199V200H75ZM134 199H136L137 200V202H135L134 201ZM139 199H140V201H139ZM180 199V198H179ZM179 199H178V201H179ZM258 199V200H259ZM73 200L75 201V202H73ZM184 200V199H183ZM258 200H257V202H256V204L258 205L259 204V202H258ZM78 201H79V206H78V208H77V205H75L76 203H78ZM82 201H84L83 202V205H81L82 204ZM139 201V202H138ZM180 201H182V200H180ZM185 201V200H184ZM192 201H194V200H192ZM216 201V200H215ZM218 201V200H217ZM221 201V200H220ZM171 202L174 204V205H172L171 206ZM186 202H188V201H186ZM74 203V204H73ZM81 203V204H80ZM224 203H225V200H224ZM260 203V204H261ZM178 205V207H181V209H182V211L184 210V212L182 213V211H181V213L182 214H180V211L178 212V207H177V205ZM205 204V205H204ZM218 204V203H217ZM223 204V203H222ZM74 207H73V206ZM176 205V208L175 207H173V206H175ZM194 205V206H193ZM215 205H216V203H215ZM219 205H220V203H219ZM252 205V204H251ZM251 205H249L250 207H251ZM256 205V206H257ZM264 205V204H263ZM46 206H48V207H50L49 208V210L48 209H46V211H45V207ZM212 206H214V204L212 205ZM222 206V205H221ZM248 206V207H249ZM255 206V208H257L256 210H258V206L256 207ZM184 207H185V204H184ZM189 207H191V209L190 210H188L189 209ZM218 207V206H217ZM252 207H253V205H252ZM263 207V206H262ZM70 208H72V209H75L76 210V212H74V211H72V213H73V215H71V217H72V219H73V221H69V223L72 225V226H74L73 227V229H72V233H75V235L73 236L72 235V233L71 232H69L68 231V233H66L67 235H69L68 237H70V241H67L68 240V237H67V235L65 236V238H67L66 239V241H60L61 239L63 240V235H62V237L63 238H61L60 239V237H61V233L63 234V228H62V230H60L61 232H58V235H60V237H59V242H58V238L56 239L55 237L57 236V235H55V233H57V231H58V229H60L59 227L63 224V223H61V225H57V220H60V218L62 219L63 218V214H65V212H67L68 214H69V211L70 210H72V209H70ZM77 208V209H76ZM175 208V209H174ZM209 208V209H208ZM215 208H216V206H215ZM224 208V209H223ZM255 208H253L254 210L253 211H256L255 210ZM174 209V210H173ZM180 209V210H181ZM212 209H214V208H212ZM263 209V208H262ZM58 210H60V213H62V214H55ZM78 210V211H77ZM81 210V211H80ZM211 212H213V213H210V211ZM219 210L221 211V215H220V212H219ZM251 210V208L249 209V211ZM260 210H261V208H260ZM45 211V212H44ZM65 211V212H64ZM191 211V212H190ZM262 211V210H261ZM264 211V210H263ZM59 212V211H58ZM80 214H79V213ZM223 212V213H222ZM251 212V211H250ZM258 212V211H257ZM47 213V215L46 216H50V217H48V218H51V220L53 221V219L55 220V218H58V217H60L59 219H56V222H54V223H56V225H57V227L55 228V226H52L51 224H53L52 223V221L50 222L49 220H46L47 219V217H46V219H44L45 217V215L44 214H46ZM52 213H53V217H51L52 216ZM66 213V215L64 216V220L62 219V221H65L67 224H63V225H67L68 227H70V225L68 224V222H67V219L69 220V218H70V215H69V218H68V214ZM70 213H71V211H70ZM77 213V214H76ZM188 213H190V214H188ZM217 213V214H216ZM252 213V212H251ZM55 214V215H54ZM75 214H76V220L74 219V217H75ZM184 214V215H183ZM212 214H214V215H212ZM219 214V215H218ZM252 214H255V212H253ZM259 215H260V211H259V213H258ZM258 214H255V215H258ZM264 213L262 212V215H263ZM43 215V216H42ZM57 215V216H56ZM259 215H258V218L257 219H260L259 218ZM67 216V219H65V217ZM74 216V217H73ZM218 216H220V217H218ZM42 217H44V218H42ZM77 217H79V218H77ZM251 218V217H250ZM253 218V217H252ZM263 218V219H262ZM262 220H264V215L262 216ZM248 219V220H247ZM254 220H255V218H254ZM61 221V220H60ZM60 221H58V222H60ZM256 221V220H255ZM258 221V220H257ZM154 222H155V224H154ZM160 222V224H158ZM259 222H260V220H259ZM261 222H264V221H261ZM260 222V225H261V227H263V223H261ZM161 223H163L162 224V226H160L159 228H158V225H161ZM150 224H151V226H150ZM157 224V225H156ZM63 225H62V227H63ZM150 227H149V226ZM152 225H153V229H152ZM156 225V226H155ZM67 226H65V228H67ZM148 226V227H147ZM179 226L181 227V228H179ZM54 227V228H53ZM146 227H147V229L148 230H146ZM163 229H162V228ZM258 227V228H257ZM151 228V229H150ZM155 228V229H154ZM158 228V229H157ZM76 231H75V230ZM177 229V230H176ZM149 230H151V234L152 235H155V234H157V236L155 235V236H153V237H151L152 235L149 233L148 235H149V237H148V235H147V231H149ZM157 232V233H154L155 231ZM158 230L160 231V232H158ZM222 230H225V233L222 231ZM260 230V231H259ZM74 231V232H73ZM153 231V232H152ZM223 232L222 234L220 233V232ZM60 233V234H59ZM69 233H71V234H69ZM220 233V235H219V237L217 236L218 234ZM65 235V234H64ZM222 235V236H221ZM73 236V237H72ZM221 236V237H220ZM58 237V236H57ZM58 242H56L55 240ZM54 242H56L58 245L60 244L61 245V247L62 246H65L64 248L66 249V247L68 248V249H66V251H65V249L63 248V249H60V251L62 250V252H61V254L62 253H65V257L63 256V259H62V256L61 255H59V257H57V255H55V253H57V252H55L54 250H55V248L56 247H54ZM61 242H62V244H61ZM67 242H68V244L70 243L71 245H76L77 246V248H76V251H74L75 250V247L74 246H70V245H67ZM64 244V245H63ZM66 244V245H65ZM57 245V246H58ZM145 245L146 246H150L151 247V250H152V252L150 253V254H147L145 251H143L144 249V247H145ZM56 246V245H55ZM70 246V247H69ZM144 246V247H143ZM60 246H58V248H59ZM60 247V248H61ZM74 247V248H73ZM147 247V248H148ZM71 249V251L73 252H71V251H69ZM150 249V248H149ZM148 249V250H149ZM145 250H147L146 248H145ZM45 251V252H44ZM63 251H65V252H63ZM69 251V252H68ZM67 252H68V254L70 253V255L68 256V254H67ZM64 255V254H63ZM60 256H61V258H60ZM68 256V257H67ZM67 257V258H66Z\"/></svg>", "mask_w": 264, "mask_h": 264}]
</instances>
